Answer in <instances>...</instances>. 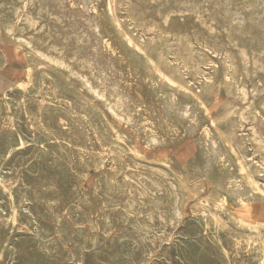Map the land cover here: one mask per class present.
I'll return each instance as SVG.
<instances>
[{
  "label": "rangeland",
  "instance_id": "obj_1",
  "mask_svg": "<svg viewBox=\"0 0 264 264\" xmlns=\"http://www.w3.org/2000/svg\"><path fill=\"white\" fill-rule=\"evenodd\" d=\"M28 1L27 0H0V6H1L0 7V32H1L0 33V132H1L0 133V190H1L0 191V228H1L0 229V234H1L0 235V244H1L0 245V262L2 264H86V263L87 264H107V263H109V264H128V263L129 264H139V262H141L140 264H169V263L170 264H180V263L181 264H264V241H263L264 240V238H263L264 237L263 236L264 235V232H263L264 231V197H263L264 195L261 194V192H260L261 190L264 191V175H263L264 174V168H263L264 167L263 166L264 165V152L261 153L259 150L262 147V150L264 151V148H263L264 147V144H263L264 133H262V132H264V126H263L264 125V119H263L264 118V84H263L264 82H261V81H264V75H263L264 71H262V70H264V67H263L264 66V51H263L264 48H262V47H264V35H263V33H264V15L262 13H260L258 15V17H256V19L257 20L260 19V21L262 23H260V21L255 22L256 24L253 23L250 19L247 18L248 17V15H247L248 11L244 10L242 8V6L240 5V0H231V1L230 0H211V1L210 0H204V1L201 0V2H199L200 0H187V1L186 0H178V2H177V0L176 1L170 0L171 3L169 0H168L169 3L167 0H166L167 2L165 0H160V2H159V0H156V2L154 1V3H153V0H136L137 2L135 0H90V1H87L89 3L85 2L86 0L85 1L84 0H67V1L66 0H55V1L54 0H50V1L49 0H43V1L42 0H34V1L28 0ZM30 1L32 3H30ZM51 1H52V4H50ZM64 1L66 3H64ZM94 1H96V2H94ZM182 1H184V2H182ZM188 1H190V2H188ZM191 1L194 3H192ZM218 1L221 3L219 4ZM226 1L229 3H227ZM232 1H233V3H232ZM234 1H236V2H234ZM262 1L264 2V0H262ZM33 2H36V4H34ZM214 2H216L217 4H215ZM224 2H225V4H223ZM155 3H157V4L155 5ZM163 3H166L167 5L165 4L166 6H163ZM174 3L176 5H174ZM180 3L183 4L182 7H181L182 4L180 5ZM191 3L194 5L192 6ZM234 3H235V5H234ZM11 4H13L14 6ZM28 4H30V5H28ZM40 4H41V6H38ZM62 4H63V6H62ZM83 4H84V6H83ZM184 4L186 6H184ZM187 4L189 5L188 8H187ZM202 4H204L205 6ZM212 4H215V5H212ZM64 5H65V7H64ZM73 5L76 7H73ZM168 5L170 7L171 6L172 7L170 8V7H168ZM200 5L202 6V8ZM224 5H226L225 7L227 9L225 7L224 8L222 7ZM87 6H88V8H87ZM175 6L179 7L178 8L179 10L177 9V7L175 8ZM191 6H192V8H189ZM229 6H233V7L229 8ZM25 7L28 10L25 9ZM83 7H86L87 9L85 8V10H84ZM106 7H107V9H106ZM160 7H163V9L162 8L160 9ZM198 7H199V9H198ZM219 7H221V8H219ZM35 8H37L38 12H37V10H35ZM61 8H62V10H61ZM180 8H183V9H180ZM238 8H239V10H238ZM52 9H53V11H52ZM72 9L74 11V14L72 13V11H70ZM196 9H198L197 12L199 10H201L202 12L199 11V13H197ZM81 10H82V12H81ZM87 10L89 13L87 12ZM109 10H110V14H108ZM217 10H218V12H217ZM221 10H222V12H221ZM66 11H68V12H66ZM205 11H207L208 13ZM224 11H226V12L223 13ZM227 11H229L230 14H228ZM126 12H127V14H125ZM130 12L133 14L131 15ZM168 12L169 13L173 12V14L175 13V15H173L171 13L172 15L170 16V14ZM216 12H217V14H216ZM240 12H241V15H239ZM26 13H28V14H26ZM42 13H45V14H42ZM162 13H164V14L162 15ZM189 13H191V14H189ZM193 13H194V15H193L194 17H192ZM195 13H197V14L195 15ZM203 13H205L206 15L204 14V16L203 15L200 16ZM235 13H237V14L239 13L237 18H236V16H233ZM16 14H17V16H15ZM213 14L217 15L218 17L213 15ZM225 14L227 16L228 15L232 16V17H229L230 21L228 19H226ZM244 14H246V15H244ZM27 15L30 16V18L31 17L32 18L30 19ZM49 15H50V18H49ZM78 15L81 16V18ZM93 15H96V16H93ZM101 15H102V17H101ZM108 15H111V16H108ZM165 15L167 17H165ZM198 15L200 18L198 17ZM7 16H8V18H7ZM54 16H55V18H54ZM70 16H72V17H70ZM73 16H74V18H73ZM210 16L214 17V18H211L213 20L209 19ZM14 17H17V18L15 19ZM67 17H69V18H67ZM110 17L112 20L110 19ZM126 17H128L129 19ZM130 17L133 19H131ZM215 17L217 18V20L215 19ZM219 17H221L222 19H225V20L223 21ZM234 17H235V20H234ZM243 17H245V19ZM64 18H66V19H64ZM76 18H77V20H76ZM84 18H85V20H84ZM95 18H97V19H95ZM124 18H126V20ZM167 18H170L171 20L167 21ZM179 18L180 19L182 18L183 20L182 19L180 20ZM12 19H14V20H12ZM19 19L20 20L24 19V20L20 21ZM48 19H51V20H48ZM53 19H55V20H53ZM63 19H64V21H63ZM104 19H105V22H104ZM218 19H220V20H218ZM72 20H73V22H72ZM93 20H95V21H93ZM130 20H132V21H130ZM161 20H163L164 22H162ZM177 20H179V21H177ZM191 20H192L193 25L191 24ZM198 20L199 21L203 20L202 24ZM231 20H234L236 25L240 22V27L238 25L236 26L235 23L232 24L234 21H231ZM242 20L244 21L245 24L241 23ZM18 21H19V23H17ZM36 21L39 23H37ZM40 21L41 22L45 21L46 23L44 22V24H43ZM194 21H195V23L197 22L200 24L196 25V24H194ZM211 21H213V25L209 24V23H212ZM226 21L228 24H226ZM132 22H133L134 26L132 25ZM152 22H153V24L151 25ZM205 22H206V24H205ZM249 22L251 23V25H249ZM82 23L84 26L82 25ZM87 23H89V24H87ZM139 23H141V24H139ZM162 23L164 25H162ZM246 23L249 25V27L246 25ZM252 23L255 25H258V27L253 25V28H252L251 27ZM61 24H63V25H61ZM93 24H94V26H93ZM115 24H117L118 27H116ZM219 24H221V25H219ZM260 24H263L262 27ZM136 25H137V27H136ZM199 25L203 26V27H199ZM205 25L207 27H205ZM210 25H211V27H210ZM215 25H217V27ZM241 25L243 26V28H241L242 27ZM41 26H42L44 31L42 29H40ZM45 26L48 28H46ZM219 26H220V28L222 26V29H221L222 31L225 29L224 32H226L227 28H228V32L224 33L222 31H220ZM223 26H224V29H223ZM244 26H245L246 30H245ZM9 27H11V28H9ZM18 27L21 30H23L22 27H25V28L27 27L26 30H28V31H26L24 28V33H22L23 31L21 32V30ZM86 27H87V29H86ZM93 27H94V29H93ZM209 27L212 29H210ZM229 27H232V28H229ZM64 28H66L67 30ZM96 28H97V30H96ZM205 28H209L210 31H208L209 29L207 30ZM29 29H30V31H29ZM33 29H34V31H33ZM62 29H63V31H62ZM149 29L151 32L146 31ZM204 29L207 30V35H206V31ZM213 29H214V31H213ZM249 29H251V30H249ZM95 30L97 31V33L95 32ZM201 30L203 33L200 32ZM229 30L232 31L235 35L233 33L229 32ZM238 30H240V31H238ZM243 30H245V31H243ZM10 31H11V33H10ZM119 31L122 33H120ZM139 31H140V33H139ZM211 31H213L214 33ZM215 31L217 32V34ZM218 31H219L220 35H219ZM14 32H16V33L14 34ZM42 32H46V33H42ZM105 32H106V34H105ZM143 32H148V33H143ZM162 32H164L165 35ZM210 32L213 33L214 35L213 34L211 35ZM235 32H237V34ZM239 32L241 35L239 34ZM249 32H251V33H249ZM39 33H42V34H39ZM119 33L121 35H119ZM246 33H248V34L243 35ZM254 33H255V35H254ZM116 34H117V38L115 37ZM225 34H227V36L230 37L231 39L230 38L228 39V37ZM43 35L50 37L49 38L50 40L48 39V37L44 38ZM106 35H107V37H106ZM231 35H233V36H231ZM17 36H19V37H17ZM27 36L32 37L31 40L29 39L30 37H27ZM55 36H57V39H55L56 38ZM148 36H149V38H147ZM224 36H225V38H224ZM236 36L237 37L239 36V38H237ZM33 37H35V38H33ZM70 37H71V39H68ZM84 37H86V38H84ZM87 37H90V38H87ZM182 37H183V39L185 38L186 41H188L190 43L188 44L187 42H185V39L182 40ZM247 37L248 38L251 37V38L248 39ZM63 38H64V40H63ZM100 38H101V40H100ZM125 38L128 42L125 40ZM176 38H177V40H176ZM221 38H223V40ZM255 38H258V39H255ZM11 39H13V40H11ZM34 39H35V41H34ZM44 39H46V40H44ZM224 39L225 40L227 39V40L225 41ZM235 39H236V41H235L236 45L233 42ZM83 40H84V42H83ZM180 40L183 42H181ZM193 40L195 41V43L198 42L196 44L198 46L195 45ZM229 40L230 41L232 40V41L230 42ZM258 40H261V41H258ZM75 41L78 43H76ZM179 41L181 42V45H180ZM59 42H60V44H59ZM67 42H68V44H67ZM100 42H102V43H100ZM240 42H242V43H240ZM245 42H246V46L244 45ZM260 42H262L263 45ZM37 43H40V45ZM183 43H185V44H183ZM227 43L230 45H228ZM250 43L252 44V46L249 45ZM28 44L29 45L31 44V45L28 47L27 46ZM96 44H97L98 48H96L97 47V46H95ZM100 44H101V46H100ZM128 44H131L132 46L133 45L134 46L131 48L130 47L131 45L129 46ZM207 44H208V46H207ZM232 44H234V45H232ZM121 45H122V47H121ZM191 45H193V46H191ZM203 45H205V46H203ZM76 46H78V47H76ZM88 46H90V47H88ZM118 46H119V48H118ZM235 46L238 47L237 51L235 50V48H236ZM177 47H179V48L176 49ZM181 47L184 49V51ZM217 47H218V49H217ZM243 47H245L244 48L245 50L243 49ZM29 48L33 49V50H30ZM53 48H54V51H52ZM56 48H58V50ZM77 48H79V50ZM92 48H94V49H92ZM133 48L134 49L136 48V49L134 50ZM231 48H233V49H231ZM239 48L241 49V52H240ZM255 48H256V50H255ZM260 48H262V49H260ZM14 49H16L17 52ZM20 49L22 51H20ZM87 49L90 52L89 51L86 52ZM97 49L98 50L100 49V50L98 51ZM250 49L252 50V53H251ZM105 50H107V51H105ZM40 51H42V52L40 53ZM229 51H231V52H229ZM253 51H255V52H253ZM258 51L259 52L263 51L262 52L263 56ZM51 52H55V53H51ZM186 52H188V53H186ZM225 52H228V53H225ZM237 52H238V54H237ZM44 53H47V54H44ZM213 53H215V55ZM255 53L258 57L255 55ZM76 54H78V55L76 56ZM225 54H227L226 55L227 57L225 56ZM230 54H231V57H230ZM240 54H241V56L238 57V55H240ZM33 55H35V57ZM103 55H104V60H103ZM245 55L246 56L248 55V60H247V57ZM254 55L257 58H255ZM56 56H57V58H56ZM98 56H99V58H98ZM169 56H172V57H169ZM189 56L191 58H189ZM199 56L200 57L202 56L203 58L202 57L200 58ZM242 56H243V58H245V60L243 58H241ZM43 57H45V58H43ZM48 57L50 58V60ZM112 57L114 60L112 59ZM228 57H230V59L232 58L231 61L233 59L236 61L233 60L231 62L230 59H228ZM251 57L253 59H255L256 63L253 62L254 60L251 59ZM30 58H31V60H30ZM82 58H84V59H82ZM198 58H199V60H198ZM260 58L262 60H260ZM57 59H59L58 63H57ZM105 59H107V60H105ZM137 60H138V62H137ZM170 60L173 62H171ZM238 60L239 61L241 60L244 62H240L241 63L240 64ZM257 60H259V61H257ZM42 61H45V62H42ZM60 61H62V62H60ZM109 61H110V63L108 65ZM191 61H193V63H191ZM210 61H211V63H210ZM245 61L247 62V65H246ZM248 61H250V63L252 62L251 63L252 65L250 63H248ZM76 62H78V64ZM105 62H107V63H105ZM236 62H237V64H236ZM46 63H47V66H46ZM254 63L256 65H253ZM56 64H57V66H56ZM82 64H84V65H82ZM104 64H105V66H104ZM110 64H111V67H110ZM182 64H187V65H182ZM258 64H261V65L258 66ZM50 65L53 67H51ZM115 65L117 66V68ZM212 65H213V67H212ZM244 65H246L248 67H245ZM183 66H185V67H183ZM186 66H188V67H186ZM92 67H93V69H92ZM108 67L111 70L114 68L113 70L115 72L113 70L111 71ZM224 67H225V69H224ZM243 67H245V68H243ZM69 68L71 70H69ZM184 68H186V69H184ZM230 68H232L235 71H233ZM254 68H255V71L258 68L257 72H255V74L257 73L256 76H255V74H253ZM260 68H262V69H260ZM187 69H189V70H187ZM57 70H59V71H57ZM83 70H84V72H83ZM55 71H57L59 74ZM121 71H122V73H120ZM239 71H241V72L239 73ZM42 72H43V76L41 74ZM79 72H82V73H79ZM96 72H98V74L95 77ZM130 72H132V73H130ZM193 72H194V74H193ZM243 72H245V73L242 74ZM260 72H261V74H260ZM160 73H164L167 76H170L173 79L174 85L164 83L162 81ZM249 73L251 75H248ZM102 74H103V77H102ZM156 74H158V75H156ZM252 74L254 77L252 76ZM45 75H46V77H45ZM111 75H112V77H111ZM190 75H192V76H190ZM66 76H68V77H66ZM87 76H89V77L87 78ZM250 76L253 77V80ZM25 77L28 78L29 80L26 79ZM246 77L248 79H246ZM68 78L70 80H68ZM86 78H87V80H86ZM97 78H98V80H97ZM51 79H53V80H51ZM239 79H240V81H239ZM55 80H56V82H55ZM91 80H92V82H91ZM143 80H144V82H143ZM151 80H152L153 85L151 84ZM258 80H259V82H258ZM26 81H27V83H26ZM107 81H109V83ZM115 81L118 83H116ZM188 81H190V82H188ZM195 81H197V82H195ZM76 82H78V83H76ZM101 82H102V84H101ZM237 82H239V84ZM249 82L251 83V85L248 84ZM260 82H261V84H260ZM103 83H104V85H103ZM114 83H115V86L113 85ZM38 84H39V86H38ZM73 84L76 86H74ZM86 84L88 85V87L86 86ZM237 84H238V86H237ZM258 84H260V85H258ZM50 85H52V86H50ZM241 85H243V86H241ZM244 85H246V87ZM108 86H110L114 89L112 90V88H110V87L108 88ZM116 86H119V87H116ZM255 86H257V87H255ZM74 87H76V89L78 91ZM79 87H82L81 88L82 90ZM104 87H106L108 90ZM152 87L153 88L155 87V89H153ZM241 87L245 90L243 91V89ZM37 88H38V90H37ZM132 88H133V90H132ZM240 88L242 90H240ZM253 88H256V89H253ZM151 89L153 90V93H152L153 95L151 94V91H152ZM250 89H252V90H250ZM117 90L119 91V93ZM149 90H151V91H149ZM253 90L255 93L252 92ZM60 91H61V93H60ZM80 91H81V93H78ZM84 91H86L85 92L86 94L84 93ZM94 91L96 94L94 93ZM103 91H105V92H103ZM36 92H37V94H36ZM44 92H46V93H44ZM122 92H123V95H122ZM149 92H150V94H149ZM236 92H237V94H236ZM242 92L246 93L245 94L246 97H245L244 93H242ZM6 93L10 96H8ZM106 93L108 95H105ZM115 93H117L116 96H115ZM154 93H155V96H154ZM168 93H170L171 97L169 96ZM238 93H240V94H238ZM251 93H254V95ZM15 94L17 95V98H16ZM38 94L40 97L38 96ZM93 94H95V95H93ZM113 94H114V96H113ZM258 94H259V96H257ZM60 95H62V96H60ZM118 95H120V97ZM42 96H43V98H41ZM69 96L73 97V98L70 99ZM89 96H90L91 100H90ZM103 96H104V98H103L104 100L102 99ZM117 96L119 97V99L116 98ZM124 96H125V98H124ZM156 96H157V98H155ZM22 97H24V98H22ZM127 97H128L129 101L127 100ZM144 97H145V99H144ZM242 97L245 98L246 101L243 100ZM257 97H258V99H257ZM173 98H175V99L173 100ZM11 99H12V101H11ZM57 99H59V100H57ZM94 99H96V101ZM120 99H121V101H120ZM124 99H126L125 102H124ZM171 99H172L173 105H175L177 109L175 108V106L173 108L171 107V106H173L172 104H170ZM110 100H112L114 107H113L112 102ZM240 100L242 101V104H240L241 103ZM257 100H259V101H257ZM162 101H164V102H162ZM165 101H169V102H166L167 105L165 104ZM42 102H43V104H42ZM44 102L46 104H44ZM116 102H118V103L115 104ZM74 103H75V105H74ZM77 103H79V104H77ZM121 103H123L122 104L123 107H122ZM177 103H179V105ZM250 103H253V104H250ZM36 104H39V105H36ZM40 104H42V105H40ZM168 104H170V107H168L169 106ZM254 104H257V105H254ZM43 105H45V106H43ZM165 105H166V107H165ZM40 106H42V107H40ZM53 106L55 107V109H53L54 108ZM184 106H186V107H184ZM243 106L246 108H244ZM248 106H250V108ZM251 106H253V107H251ZM125 107H126V109H125ZM260 107H263V108L261 109ZM37 108H38V111H36ZM83 108H84V110H83ZM132 108H133V110H131ZM187 108L191 114L186 110ZM232 108H234L235 110ZM240 108L242 110H240ZM243 108L245 109V111ZM108 109H110V110L108 111ZM124 109L126 110V113H125ZM134 109L137 111V113H135L136 111ZM255 109H256V111H254ZM57 110L59 112H56ZM113 110H114V112H113ZM121 110H123V111H121ZM233 110L236 112V114ZM12 111H13V113H12ZM48 111H50V112H48ZM61 111L63 113H61ZM66 111H70V112L72 111V112L70 113V112H66ZM115 111H117V112H115ZM179 111L180 112L183 111V112L178 114L177 112H179ZM239 111L242 115V118L240 116ZM243 111L247 112L246 115ZM27 112H28V116H26ZM120 112H122V114H120ZM165 112H167L166 114H169V116L168 115L166 116ZM225 112H226L228 117H226ZM227 112L228 113L230 112L232 115H230V114L228 115ZM251 112H253V113H251ZM72 113L74 115H72ZM75 113H76V115H75ZM80 113H82V114H80ZM117 113L119 114V116ZM129 113H130V115H129ZM173 113H174V115H172ZM261 113H263V114H261ZM47 114H49V115H47ZM88 114H90V115H88ZM124 114H126V115L124 116ZM136 114L138 116H136ZM155 114H157V115H155ZM237 114L240 117H238ZM44 115H46V116H44ZM115 115H117V116L115 117ZM122 115H123V117H122ZM127 115H128V117H126ZM154 115H155V117H154ZM190 115L192 116V118ZM120 116L123 119H121ZM139 116H140V118H139ZM185 116H187V118ZM189 116H190V118H189ZM76 117H77V119H76ZM114 117H115V119H114ZM118 117H119V119H118ZM136 117H138V118H136ZM171 117H172V119H171ZM182 117H183V119H182ZM184 117H185V119H184ZM221 117H223L224 119ZM255 117L257 119L259 118L260 120L259 119L257 120ZM89 118L91 119V121ZM102 118H104V119H102ZM126 118H128V119H126ZM165 118L168 120H166ZM218 118H219V120H218ZM129 119H130V121H129ZM236 119H238V121ZM245 119H246V121H245ZM251 119L255 120V121L251 122ZM72 120H73V122H71ZM157 120L158 121L160 120V121L158 122ZM179 120H180V122H179ZM240 120H242L243 122L242 121L240 122ZM53 121L56 122V124ZM58 121H60V122H58ZM259 121H261V122H259ZM17 122H19V123H17ZM127 122L129 123L128 124L129 126L126 125ZM160 122H162V123H160ZM61 123H63V124H61ZM93 123H95V124H93ZM153 123H155V124H153ZM208 123L210 125L212 124L213 126L211 125L212 126L211 127ZM237 123H239V124H237ZM254 123H255V125H254ZM258 123H260V124H258ZM130 124H132V125H130ZM138 124L139 125L141 124L142 127H140L141 125L139 126ZM179 124L183 125V127L179 126ZM253 125H254V127H253ZM40 126H42V128ZM65 126H67V127H65ZM26 127H28V129ZM157 127H160V128H157ZM247 127H249V129ZM13 128H15V129H13ZM47 128H48V130H47ZM155 128L157 131L155 130ZM179 128H181V129H179ZM189 128H190V130H188ZM72 129H74V130H72ZM89 129H91V130H89ZM137 129H138V131H137ZM253 129H254V131H253ZM258 129H259V131H258ZM139 130H140V132H139ZM74 131H75V133H74ZM182 132L184 134H182ZM16 133L17 134L19 133V134L17 135ZM25 133H27V134H25ZM77 133L79 136L77 135ZM87 133H89V134H87ZM149 133H150V135L148 136ZM44 134L46 136H44ZM51 134H53V135H51ZM226 134H228L227 137H225ZM34 135H35V137H34ZM151 135H152V137H150ZM251 135L253 136L252 139H251ZM260 135H261V137H260ZM19 136H20V138H19ZM61 136H64V137H61ZM53 137H55V138H53ZM87 137H88V139H87ZM153 137H154V139H153ZM222 137H225V138H222ZM254 137H256V138H254ZM253 138H254V140H253ZM9 139H11V140L9 141ZM44 139H46V141ZM47 139H48V141H47ZM63 139H65V141ZM86 139H87V141H86ZM146 139H147V141H146ZM224 139H225L226 143H225ZM260 139H261V142H258V141H260ZM24 140L27 141L28 143L25 142ZM53 140H54V142H52ZM81 140H83V141H81ZM157 140H158V142H157ZM212 140H213V142H212ZM35 141H37L38 144ZM162 141H163V143H162ZM254 141H257L261 145L260 146L258 145L259 146L258 147L257 145H255ZM96 142H97V144H96ZM40 143H42V144L40 145ZM208 143L210 146L208 145ZM53 144H55V146ZM106 144H108V145H106ZM69 145H71V146H69ZM101 145H102V147H101ZM145 145H146V147H145ZM215 145H216V147H215ZM224 145H226L227 148ZM228 145H229V147H228ZM103 146H104V148H103ZM114 146H115V148H114ZM214 147H215L216 152L214 151ZM254 147H257L258 151ZM66 148L68 150H64ZM107 148H108V150H107ZM90 150H91V153H88V152H90ZM96 150H98V151L100 150V151L98 152ZM206 151H207V154H206ZM202 152H203L204 156L202 155ZM63 153L64 154L66 153V154L64 155ZM114 153H115V155H114ZM210 153H212V154H210ZM257 153H259V154H257ZM76 154L78 155V157ZM31 155H32V157H31ZM91 155H93V156H91ZM215 155L216 156L218 155V156L215 157ZM117 156L120 158L118 159ZM125 156H127V157H125ZM198 156L201 157V159ZM45 157H46V159H45ZM112 157L115 159L113 160ZM210 157H212V159ZM259 157H261V158H259ZM111 158L113 161L111 160ZM198 158H199V160H198ZM233 158H235V159H233ZM77 159H78V161H77ZM128 159L132 160L133 162L132 161L130 162ZM57 160L58 161L60 160V161L57 162ZM259 160L262 161L263 163L260 162ZM16 161H17V163H16ZM110 161H112V162H110ZM62 163L63 164L65 163V164L63 165ZM77 163L79 164V166H77L78 165ZM137 163L139 164L140 167L137 165ZM212 163H213V165H212ZM258 163H260V164L262 163V164L258 165ZM58 164H59V166H58ZM83 164H84V167H83ZM101 164H103V165H101ZM203 164H205V166ZM85 165H86V167H85ZM124 165H126V166H124ZM136 165L139 168H137ZM92 166H94V167H92ZM144 166H145V168H144ZM146 166H148V167H146ZM200 166H202V167H200ZM213 166H215V167H213ZM258 166H260V167L262 166L263 170ZM61 167H63V168H61ZM117 167H120L121 172H119V170H118L119 168H117ZM126 167H128V168H126ZM205 167L207 168V170ZM101 168H103V169H101ZM129 168L132 170H130ZM150 168H152L151 169L152 171H150ZM133 169H134V171H133ZM155 169H156V171H159V172L156 173ZM161 169H163V170H161ZM213 169H215V170H213ZM14 170H16V171H14ZM110 171L111 172L113 171L114 173L113 172L110 173ZM128 171H130V172L133 171V172L130 173ZM75 172L78 175L75 174ZM148 172H149V176H147ZM79 173H81L82 175ZM119 173H120V175H119ZM244 174L247 177L244 176ZM79 175L82 177L80 178ZM87 175H88V177H87ZM111 175H113V176H111ZM129 175H130L131 179H130ZM242 176H243V178H242ZM120 178L124 181H122ZM145 178L149 179V180H145ZM151 178L153 179L152 181H151ZM20 180H21V182H20ZM113 181H116V182L113 183ZM137 181H138V184H137ZM159 181L162 182L163 186ZM171 182H173V184ZM175 182H177V183H175ZM21 183L23 186L21 185ZM103 183H104V185H103ZM139 183H140V186H139ZM106 184H109V185H107L105 187ZM253 184H254V186H253ZM172 185H176L175 187H177V190L175 189V187L173 188ZM63 186H64V188H63ZM135 186H138V187H135ZM161 186H162V188H161ZM22 187H23V189H22ZM69 187H71V188H69ZM94 187H95V189H94ZM114 187H116V188H114ZM141 187L143 188V190ZM166 187H169V188H167V191L169 190L170 192L168 191V193H167ZM24 188H26V189H24ZM48 188H50V189H48ZM104 188L105 189L107 188V190H105ZM21 189L23 190V192L21 191ZM103 189H104V191H103ZM60 190H62V191H60ZM109 190L111 191L112 196H111ZM113 190H115V191H113ZM233 190H234V192L236 191L237 194H235L236 192L234 193ZM107 191H109V192H107ZM165 191H166V197H164ZM240 191H241V194L239 195L238 193H240ZM36 192H37V194H35ZM103 192L105 194H103ZM143 192L145 193V195ZM12 193H14V194H12ZM141 193H143V194H141ZM172 193L174 194V196ZM175 193H176V195H175ZM83 194H84V196H83ZM136 194H139V195H136ZM160 194H162V195H160ZM105 195H107V196H105ZM108 195H109V197H108ZM170 195H172V196H170ZM178 195H181L182 199ZM236 195H238L240 198L238 196L236 197ZM85 196H87V197H85ZM94 196H96V197L94 198ZM176 196H177V200H176ZM97 197H100L99 201L97 200L98 199ZM150 197H152V198H150ZM154 197H157V198H154ZM163 197H164V199H163ZM234 197H236V198H234ZM109 198H110V200H109ZM130 199H133V200H130ZM148 199H149V201H148ZM237 199L241 200L242 202L237 200ZM246 199H249V200H246ZM153 200H154V202H153ZM184 201H185V203H184ZM51 202H53V203H51ZM88 202H90V203H88ZM105 202L109 203V204H106ZM172 202L175 204H173ZM97 203L98 204L100 203V204L97 205ZM156 203H157V205H156ZM243 203H244V205H243ZM52 204H54L55 207ZM121 204H123V205H121ZM203 204L206 206H204ZM148 205H149V207H148ZM178 205H179V208H177ZM211 206H213V207H211ZM242 206H244V207H242ZM136 207H138V208H136ZM156 207H157V209H156ZM208 207L210 209L212 208L214 212H212V209L207 210ZM57 208H58V210H57ZM73 208H76V209H73ZM110 208H112L113 210ZM114 208L116 209L115 211H114ZM202 208H203V212H206V213L201 212ZM82 209H84V210H82ZM119 209H121V210H119ZM153 209H154V212H153ZM197 209L199 210V212ZM108 210H109V212H108ZM128 210H129V212H128ZM159 210L162 211L163 213L160 212ZM191 210H193V211H191ZM68 211H70V212H68ZM158 211H159V213H158ZM75 212H77V213H75ZM151 212H153V213H151ZM164 212H166L167 214L166 213L164 214ZM215 212L217 214H219V216ZM49 213H50V215H49ZM78 213L80 216H78ZM154 213H155V215H154ZM212 213H214L215 215ZM163 214H164V216H163ZM171 214H172V216H171ZM168 215H170L172 217V219L170 216L168 217ZM173 215H174V217H173ZM175 215H177V216H175ZM220 215L223 217H221ZM22 216H23V218H22ZM192 216H193V218H192ZM200 216H202V217H200ZM205 216L207 218H205ZM211 216H212V218H211ZM174 218H176V219H174ZM91 219H93V220H91ZM208 219H210V221ZM221 219L222 220L224 219L223 222ZM111 220H112V223L110 222ZM118 220H120V221H118ZM122 220H123V223L121 222ZM172 220H173V222H171ZM18 221H22V222H18ZM85 221H86V223H85ZM204 221H205V223H204ZM56 222H58V223H56ZM109 222H110V224H109ZM134 222H135V225H134ZM206 222H209V223L207 224ZM129 223H131V224H129ZM169 223H172V224L169 225ZM217 223H218V225H216ZM86 224H89V225H86ZM151 225H152V227H151ZM153 226L156 228H154ZM76 227L78 228V230ZM111 227H112V229H111ZM232 228H233V230H231ZM127 229H131V230L128 231ZM28 230H30V231H28ZM170 230H172V231H170ZM227 230L230 232H227ZM91 231H93V232H91ZM103 231L105 232V234ZM106 231L107 232L110 231V232L107 233ZM210 231L212 233H210ZM33 232H34V234H33ZM218 232H221V233H218ZM87 233H89V234H87ZM115 233H116V235H115ZM138 233H139V235H138ZM30 234H32V235H30ZM123 234H125V235H123ZM166 234H168V236L170 238H168V236ZM181 234H182V236H181ZM226 234H228V235H226ZM122 235H123V237H122ZM142 235H144V236H142ZM248 235H250V236H248ZM258 235L260 236V238H261V236H263L261 238V240L263 242L260 240ZM251 236L253 239L251 238ZM117 238H119L120 240H118ZM48 239H50V242ZM189 239H190V241H189ZM103 240L105 242H103ZM180 240H182V241H180ZM211 240L213 241V243ZM216 240H218V241H216ZM209 241L211 243H209ZM19 242H20V246H17V245H19ZM78 242H80V243L78 244ZM128 242H130L131 244ZM251 243H252V245H251ZM53 244H54V246L56 245L55 248H54ZM216 244L218 245V247ZM250 245L252 247L248 248ZM260 245H261V249H260ZM208 246L210 249L208 248ZM220 246H221V248H220ZM147 247L149 249H147ZM256 247L257 248L259 247V248L256 249ZM28 248H30V249H28ZM34 248H36V249H34ZM102 248H104V249H102ZM262 248H263V250H262ZM212 249H213V252H212ZM222 250L224 253L222 252ZM11 251H13V252H11ZM49 251H50V253H49ZM136 251H137V253H136ZM238 251H240V252H238ZM248 251H251L252 254L249 253ZM95 252H97V254ZM148 252H150V253H148ZM257 252H260L259 253L260 257H259V254ZM8 253H10V254H8ZM146 253H148V254H146ZM211 253H212V255H211ZM218 254H219V256H218ZM224 254H226V255H224ZM48 255L50 257H46ZM65 255H66V257H65ZM63 256H64V258H63ZM208 256H210L211 258ZM145 257H148V258H145ZM224 257L226 260L224 259ZM245 257H247V258H245ZM59 258H61V259H59ZM175 258H176V260H175ZM248 258H249V260H248ZM106 259H107V261H106ZM182 259H183V261H182ZM144 260H146L145 263H144ZM234 260H235V262H234ZM69 261H70V263H69Z\"/></svg>",
  "mask_w": 264,
  "mask_h": 264
},
{
  "label": "bare ground",
  "instance_id": "obj_2",
  "mask_svg": "<svg viewBox=\"0 0 264 264\" xmlns=\"http://www.w3.org/2000/svg\"><path fill=\"white\" fill-rule=\"evenodd\" d=\"M27 1H28V0H27ZM33 1H34V0H33ZM42 1H43V0H42ZM49 1H50V0H49ZM54 1H55V0H54ZM66 1H67V0H66ZM84 1H85V0H84ZM87 1H90V0H86L85 2H87ZM135 1H136V0H135ZM154 1L156 2V0H153V3H154ZM165 1H166V0H165ZM167 1H168V0H167ZM167 1H166V2H167ZM169 1H170V0H169ZM169 1H168V3H169ZM172 1H173V0H172ZM175 1H176V0H175ZM186 1H187V0H186ZM203 1H204V0H203ZM210 1H211V0H210ZM230 1H231V0H230ZM28 2H29V1H28ZM94 2H96V1H94ZM136 2H137V1H136ZM157 2H158V1H157ZM159 2H160V0H159ZM163 2H164V1H163ZM177 2H178V0H177ZM182 2H184V1H182ZM188 2H190V1H188ZM191 2H192V1H191ZM199 2H201V0H200ZM216 2H217V1H216ZM216 2H214V3L217 4ZM218 2H219V1H218ZM226 2H227V1H226ZM234 2H236V1H234ZM30 3H32V2L30 1ZM33 3L36 4V2H33ZM38 3H39V2H38ZM41 3H42V2H41ZM49 3H50V2H49ZM61 3H62V2H61ZM64 3H66V2L64 1ZM69 3H70V2H69ZM69 3H68V4H69ZM83 3H84V2H83ZM87 3H89V2H87ZM107 3H108V2H107ZM170 3H171V1H170ZM172 3H173V2H172ZM192 3H194V2H192ZM192 3H191V4H192ZM195 3H196V2H195ZM197 3H198V2H197ZM202 3H203V2H202ZM211 3H212V2H211ZM220 3H221V2H219V4H220ZM227 3H229V2H227ZM232 3H233V1H232ZM25 4H26V3H25ZM43 4H44V3H43ZM43 4H42V5H43ZM45 4H46V3H45ZM50 4H52V1H51ZM57 4H58V3H57ZM105 4H106V3H105ZM156 4H157V3H155V5H156ZM165 4H166V3H163V6H166V5H167V4H166V5H165ZM181 4H182V3H180V5H181ZM200 4H201V3H200ZM209 4H210V3H209ZM215 4H212V5H215ZM219 4H218V5H219ZM223 4H225V2H224ZM236 4H237V3H236ZM238 4H239V3H238ZM1 5H2V4H1ZM11 5H13V4H11ZM28 5H30V4H28ZM159 5H160V4H159ZM169 5H170V4H169ZM169 5H168V7H170ZM172 5H173V4H172ZM174 5H176V4L174 3ZM193 5H194V4H192V6H193ZM202 5H204V4H202ZM234 5H235V3H234ZM240 5L242 6V8H243L244 10H247V11H248V13H247L248 17H247V18L250 19L253 23H255V22H257V21H260L259 18H258L259 20L256 19V17H258V15H259L260 13H262V14L264 15V2H263L262 0H240ZM13 6H14V5H13ZM15 6H16V5H15ZM22 6H23V5H22ZM38 6H41V4L38 5ZM45 6H46V5H45ZM60 6H61V5H60ZM62 6H63V4H62ZM83 6H84V4H83ZM85 6H86V5H85ZM89 6H90V5H89ZM160 6H161V5H160ZM182 6H183V4L181 5V7H182ZM184 6H186V5L184 4ZM188 6H189V5L187 4V8H188ZM192 6L189 7V8H192ZM200 6H201V5H200ZM204 6H205V5H204ZM206 6H207V5H206ZM219 6H220V5H219ZM225 6H226V5H224V6H222V7L224 8ZM0 7H1V6H0ZM7 7H8V6H7ZM64 7H65V5H64ZM69 7H70V6H69ZM73 7H76V6L73 5ZM171 7H172V6H171ZM171 7H170V8H171ZM176 7H177V6H175V8H176ZM207 7H208V6H207ZM230 7H233V6H229V8H230ZM239 7H240V6H239ZM44 8H45V7H44ZM46 8H47V7H46ZM83 8H84V10H85L86 7H83ZM87 8H88V6H87ZM87 8H86V9H87ZM161 8L163 9V7H160V9H161ZM170 8H169V9H170ZM178 8H179V7H177V9H178ZM201 8H202V6H201ZM203 8H204V7H203ZM217 8H218V7H217ZM219 8H221V7H219ZM225 8H226V7H225ZM18 9H19V8H18ZM25 9H27V8L25 7ZM41 9H42V8H41ZM57 9H58V8H57ZM68 9H69V8H68ZM68 9H67V10H68ZM70 9H71V8H70ZM106 9H107V7H106ZM125 9H126V8H125ZM180 9H183V8H180ZM184 9H185V8H184ZM198 9H199V7H198ZM198 9H196V12H197ZM226 9H227V8H226ZM240 9H241V8H240ZM27 10H28V9H27ZM31 10H32V9H31ZM35 10H37V8H35ZM61 10H62V8H61ZM65 10H66V9H65ZM178 10H179V9H178ZM178 10H177V11H178ZM207 10H208V9H207ZM212 10H213V9H212ZM214 10H215V9H214ZM218 10H219V9H218ZM218 10H217V12H218ZM238 10H239V8H238ZM17 11H18V10H17ZM20 11H21V10H20ZM33 11H34V10H33ZM41 11H42V10H41ZM45 11H46V10H45ZM52 11H53V9H52ZM70 11H72V13L74 14L73 9L70 10ZM77 11H78V10H77ZM189 11H190V10H189ZM199 11L202 12L201 10H199ZM199 11H198L197 13H199ZM210 11H211V10H210ZM233 11H234V10H233ZM242 11H243V10H242ZM11 12H12V11H11ZM37 12H38V10H37ZM60 12H61V11H60ZM63 12H64V11H63ZM66 12H68V11H66ZM66 12H65V13H66ZM81 12H82V10H81ZM87 12H88V10H87ZM90 12H91V11H90ZM112 12H113V11H112ZM146 12H147V11H146ZM146 12H145V13H146ZM163 12H164V11H163ZM169 12H170V11H169ZM169 12H168V13H169ZM179 12H180V11H179ZM185 12H186V11H185ZM205 12H207V11H205ZM211 12H212V11H211ZM214 12H215V11H214ZM217 12H216V14H217ZM221 12H222V10H221ZM225 12H226V11H224L223 13H225ZM234 12H235V11H234ZM237 12H238V11H237ZM243 12H244V11H243ZM7 13H8V12H7ZM18 13H19V12H18ZM65 13H64V14H65ZM88 13H89V12H88ZM92 13H93V12H92ZM130 13H131V12H130ZM159 13H160V12H159ZM171 13L173 14V12H171ZM171 13H169L170 16L172 15ZM177 13H178V12H177ZM177 13H176V14H177ZM197 13H195V15H196ZM207 13H208V12H207ZM219 13H220V12H219ZM227 13L230 14L229 11H227ZM244 13H245V12H244ZM26 14H28V13H26ZM29 14H30V13H29ZM34 14H35V13H34ZM42 14H45V13H42ZM66 14H67V13H66ZM77 14H78V13H77ZM80 14H81V13H80ZM80 14H79V15H80ZM90 14H91V13H90ZM94 14H95V13H94ZM101 14H102V13H101ZM108 14H110V10H109V13H108ZM112 14H113V13H112ZM125 14H127V12H126ZM132 14H133V13H131V15H132ZM160 14H161V13H160ZM160 14H159V15H160ZM163 14H164V13H162V15H163ZM189 14H191V13H189ZM204 14H205V13H203V14H201V15L199 14V15H200V16H202V15L204 16ZM238 14H239V13H238ZM238 14L235 13L233 16H236V18H237ZM35 15H36V14H35ZM35 15H34V16H35ZM37 15H38V14H37ZM57 15H58V14H57ZM71 15H72V14H71ZM79 15H78V16H79ZM82 15H83V14H82ZM166 15H167V14H166ZM166 15H165V17H167ZM173 15H175V13H174ZM182 15H183V14H182ZM185 15H186V14H185ZM193 15H194V13L192 14V17H194ZM199 15H198V17H199ZM205 15H206V14H205ZM211 15H212V14H211ZM213 15H215V14H213ZM220 15H221V14H220ZM220 15H219V16H220ZM225 15H226V14H225ZM231 15H232V14H231ZM239 15H241V12H240ZM242 15H243V14H242ZM244 15H246V14H244ZM263 15H262V16H263ZM15 16H17V14H16ZM22 16H23V15H22ZM24 16H25V15H24ZM27 16H28V15H27ZM31 16H32V15H31ZM46 16H47V15H46ZM62 16H63V15H62ZM74 16H75V15H74ZM74 16H73V18H74ZM93 16H96V15H93ZM108 16H111V15H108ZM168 16H169V15H168ZM180 16H181V15H180ZM215 16H217V15H215ZM260 16H261V15H260ZM3 17H4V16H3ZM28 17L30 18V16H28ZM37 17H38V16H37ZM56 17H57V16H56ZM70 17H72V16H70ZM79 17L81 18V16H79ZM84 17H85V16H84ZM101 17H102V15H101ZM131 17H132V16H131ZM131 17H130V18H131ZM137 17H138V16H137ZM177 17H178V16H177ZM186 17H187V16H186ZM207 17H208V16H207ZM217 17H218V16H217ZM222 17H223V16H222ZM224 17H225V16H224ZM227 17H228V18H227ZM229 17H232V16H230V15L227 16V15H226V19H228V20L230 21V18H229ZM239 17H240V16H239ZM7 18H8V16H7ZM11 18H12V17H11ZM14 18L16 19L17 17H14ZM31 18H32V17H31ZM31 18H30V19H31ZM49 18H50V15H49ZM54 18H55V16H54ZM67 18H69V17H67ZM91 18H92V17H91ZM91 18H90V19H91ZM103 18H104V17H103ZM126 18H128V17H126ZM126 18H124V19L126 20ZM141 18H142V17H141ZM170 18H171V17H170ZM170 18H167V21H170V20H171ZM187 18H188V17H187ZM196 18H197V17H196ZM199 18H200V17H199ZM202 18H203V17H202ZM211 18H214V17H211V16H210V18H209L210 20H213V19H211ZM219 18H221V17H219ZM243 18L245 19V17H243ZM24 19H25V18H24ZM24 19H22V20H24ZM38 19H39V18H38ZM38 19H37V20H38ZM64 19H66V18H64ZM64 19H63V21H64ZM86 19H87V18H86ZM95 19H97V18H95ZM110 19H111V17H110ZM122 19H123V18H122ZM128 19H129V18H128ZM131 19H133V18H131ZM163 19H164V18H163ZM168 19H169V20H168ZM179 19H180V18H179ZM181 19H182V18H181ZM181 19H180V20H181ZM189 19H190V18H189ZM194 19H195V18H194ZM197 19H198V18H197ZM206 19H207V18H206ZM215 19L217 20L216 17H215ZM215 19H214V20H215ZM221 19H222V18H221ZM231 19H232V18H231ZM12 20H14V19H12ZM12 20H11V21H12ZM19 20H20V19H19ZM22 20H20V21H22ZM26 20H27V19H26ZM34 20H35V19H34ZM34 20H33V21H34ZM39 20H40V19H39ZM48 20H51V19H48ZM53 20H55V19H53ZM73 20H74V19H73ZM73 20H72V22H73ZM76 20H77V18H76ZM76 20H75V21H76ZM84 20H85V18H84ZM111 20H112V19H111ZM182 20H183V19H182ZM216 20H215V21H216ZM218 20H220V19H218ZM222 20L224 21L225 19H222ZM234 20H235V17H234ZM234 20H231V21H234ZM250 20H249V21H250ZM9 21H10V20H9ZM27 21H28V20H27ZM61 21H62V20H61ZM86 21H87V20H86ZM93 21H95V20H93ZM130 21H132V20H130ZM161 21L164 22L163 20H161ZM177 21H179V20H177ZM177 21H176V22H177ZM198 21H199V20H198ZM202 21H203V20H200L199 22H201V24H202ZM206 21H207V20H206ZM237 21H238V20H237ZM237 21H236V22H237ZM28 22H29V21H28ZM36 22H37V21H36ZM36 22H35V23H36ZM40 22H41V21H40ZM44 22H45V21H42L41 23L44 24ZM59 22H60V21H59ZM79 22H80V21H79ZM89 22H90V21H89ZM96 22H97V21H96ZM104 22H105V19H104ZM138 22H139V21H138ZM138 22H137V23H138ZM153 22H154V21H153ZM153 22L151 23V25L153 24ZM172 22H173V21H172ZM188 22H189V21H188ZM211 22H212V23H209V24H212V25H213V21H211ZM216 22H217V21H216ZM220 22H221V21H220ZM6 23H7V22H6ZM17 23H19V21H18ZM29 23H30V22H29ZM37 23H39V22H37ZM45 23H46V22H45ZM67 23H68V22H67ZM77 23H78V22H77ZM94 23H95V22H94ZM115 23H116V22H115ZM160 23H161V22H160ZM165 23H166V22H165ZM183 23H184V22H183ZM203 23H204V22H203ZM207 23H208V22H207ZM218 23H219V22H218ZM221 23H222V22H221ZM224 23H225V22H224ZM234 23H235V21H234L232 24H234ZM237 23H238V22H237ZM241 23H244V21L242 20ZM253 23H252V26H251L252 28H253V25L258 27V25H255L256 23H255V24H253ZM260 23H262V22L260 21ZM72 24H73V23H72ZM85 24H86V23H85ZM87 24H89V23H87ZM90 24H91V23H90ZM139 24H141V23H139ZM155 24H156V23H155ZM191 24L193 25L192 20H191ZM194 24L197 25V24H200V23H197V22L195 23V21H194ZM205 24H206V22H205ZM209 24H208V25H209ZM226 24H228L227 21H226ZM244 24H245V23H244ZM23 25H24V24H23ZM38 25H39V24H38ZM61 25H63V24H61ZM82 25H83V23H82ZM95 25H96V24H95ZM115 25H116V27H118L117 24H115ZM132 25H133V22H132ZM162 25H164V24L162 23ZM174 25H175V24H174ZM217 25H218V24H217ZM217 25H215V26L217 27ZM219 25H221V24H219ZM235 25H236V23H235ZM237 25L240 27V22H239ZM237 25H236V26H237ZM246 25L249 27V25H251V23L249 22V25L246 23ZM260 25H261V27H262L263 24H260ZM17 26H18V25H17ZM25 26H26V25H25ZM28 26H29V25H28ZM42 26H43V25H42ZM42 26L40 27V29L43 30ZM75 26H76V25H75ZM83 26H84V25H83ZM83 26H82V27H83ZM93 26H94V24H93ZM106 26H107V25H106ZM133 26H134V25H133ZM138 26H139V25H138ZM167 26H168V25H167ZM184 26H185V25H184ZM233 26H234V25H233ZM241 26H242V25H241ZM19 27H20V26H19ZM19 27H18V28H19ZM45 27H46V26H45ZM61 27H62V26H61ZM69 27H70V26H69ZM78 27H79V26H78ZM78 27H77V28H78ZM96 27H97V26H96ZM136 27H137V25H136ZM146 27H147V26H146ZM191 27H192V26H191ZM195 27H196V26H195ZM197 27H198V26H197ZM199 27H203V26H200V25H199ZM205 27H207V26L205 25ZM210 27H211V25H210ZM210 27H209V28H210ZM212 27H213V26H212ZM9 28H11V27H9ZM12 28H13V27H12ZM15 28H16V27H15ZM22 28H23V30H21L20 28H19V29L21 30V32L23 31L22 33H24V28H25V27H22ZM26 28H27V27H26ZM26 28H25V30H26ZM37 28H38V27H37ZM37 28H36V29H37ZM46 28H48V27H46ZM74 28H75V27H74ZM77 28H76V29H77ZM84 28H85V27H84ZM91 28H92V27H91ZM130 28H131V27H130ZM140 28H141V27H140ZM148 28H149V27H148ZM148 28H147V29H148ZM152 28H153V27H152ZM209 28H205V29L208 30ZM229 28H232V27H229ZM241 28H243V26H242ZM244 28H245V26H244ZM252 28H251V29H252ZM30 29H31V28H30ZM30 29H29V31H30ZM36 29H35V30H36ZM44 29H45V28H44ZM64 29H66V28H64ZM76 29H75V30H76ZM86 29H87V27H86ZM93 29H94V27H93ZM115 29H116V28H115ZM118 29H119V28H118ZM118 29H117V30H118ZM135 29H136V28H135ZM150 29H151V28H150ZM150 29H149V30H146V31H150ZM189 29H190V28H189ZM205 29H204V30H205ZM210 29H212V28H210ZM210 29H209L208 31H210ZM219 29H220V31H222V30H221V29H222V26H221V28H220V26H219ZM219 29H218V30H219ZM223 29H224V26H223ZM237 29H238V28H237ZM251 29H249V30H251ZM45 30H46V29H45ZM47 30H48V29H47ZM66 30H67V29H66ZM91 30H92V29H91ZM96 30H97V28H96ZM96 30H95V32L97 33ZM99 30H100V29H99ZM99 30H98V31H99ZM119 30H120V29H119ZM144 30H145V29H144ZM190 30H191V29H190ZM190 30H189V31H190ZM195 30H196V29H195ZM207 30H205V31H206V35H207ZM215 30H216V29H215ZM230 30H231V29H230ZM230 30H229V32L233 33V32L230 31ZM232 30H233V29H232ZM245 30H246V28H245ZM245 30H243V31H245ZM249 30H248V31H249ZM260 30H261V29H260ZM15 31H16V30H15ZM26 31H28V30H26ZM33 31H34V29H33ZM38 31H39V30H38ZM40 31H41V30H40ZM43 31H44V30H43ZM62 31H63V29H62ZM160 31H161V30H160ZM160 31H159V32H160ZM213 31H214V29H213ZM213 31H211V32H213ZM224 31H225V29H224L222 32H224ZM235 31H236V30H235ZM238 31H240V30H238ZM243 31H242V32H243ZM252 31H253V30H252ZM252 31H251V32H252ZM262 31H263V30H262ZM12 32H13V31H12ZM18 32H19V31H18ZM18 32H17V33H18ZM21 32H20V33H21ZM119 32H120V31H119ZM150 32H151V31H150ZM157 32H158V31H157ZM197 32H198V31H197ZM200 32H202V30H201ZM200 32H199V33H200ZM211 32H210V34L212 35L214 32H213V33H211ZM215 32H216V31H215ZM226 32H228V28H227V31H226ZM226 32H224V33H226ZM242 32H241V33H242ZM251 32H249V33H251ZM253 32H254V31H253ZM0 33H1V32H0ZM10 33H11V31H10ZM15 33H16V32H14V34H15ZM35 33H36V32H35ZM42 33H46V32H42ZM42 33H39V34H42ZM49 33H50V32H49ZM92 33H93V32H92ZM98 33H99V32H98ZM117 33H118V32H117ZM120 33H122V32H120ZM120 33H119V35H121ZM139 33H140V31H139ZM143 33H148V32H143ZM143 33H142V34H143ZM162 33L164 34V32H162ZM202 33H203V32H202ZM218 33H219V31H218ZM235 33L237 34V32H235ZM243 33H244V32H243ZM8 34H9V33H8ZM32 34H33V33H32ZM47 34H48V33H47ZM76 34H77V33H76ZM90 34H91V33H90ZM90 34H89V35H90ZM100 34H101V33H100ZM100 34H99V35H100ZM105 34H106V32H105ZM208 34H209V33H208ZM216 34H217V32H216ZM221 34H222V33H221ZM229 34H230V33H229ZM229 34H228V35H229ZM233 34H234V33H233ZM239 34H240V32H239ZM247 34H248V33L243 34V35H247ZM2 35H3V34H2ZM12 35H13V34H12ZM17 35H18V34H17ZM20 35H21V34H20ZM36 35H37V34H36ZM44 35H45V34H44ZM44 35H43V36H44ZM55 35H56V34H55ZM119 35H118V36H119ZM138 35H139V34H138ZM164 35H165V34H164ZM211 35H210V36H211ZM213 35H214V34H213ZM219 35H220V33H219ZM225 35L227 36V34H225ZM234 35H235V34H234ZM240 35H241V34H240ZM243 35H242V36H243ZM250 35H251V34H250ZM250 35H249V36H250ZM254 35H255V33H254ZM263 35H264V33H263ZM30 36H31V35H30ZM30 36H27V37H30ZM57 36H58V35H57ZM57 36H55V37H56L55 39H57ZM67 36H68V35H67ZM91 36H92V35H91ZM108 36H109V35H108ZM166 36H167V35H166ZM170 36H171V35H170ZM231 36H233V35H231ZM257 36H258V35H257ZM17 37H19V36H17ZM40 37H41V36H40ZM45 37L47 38L48 36H44V38H45ZM52 37H53V36H52ZM92 37H93V36H92ZM92 37H91V38H92ZM99 37H100V36H99ZM102 37H103V36H102ZM102 37H101V38H102ZM106 37H107V35H106ZM115 37L117 38V34L115 35ZM123 37H124V36H123ZM143 37H144V36H143ZM164 37H165V36H164ZM172 37H173V36H172ZM222 37H223V36H222ZM227 37H228V36H227ZM227 37H226V38H227ZM236 37H237V36H236ZM245 37H246V36H245ZM251 37H252V36H251ZM251 37H250V38H251ZM7 38H8V37H7ZM11 38H12V37H11ZM14 38H15V37H14ZM31 38H32V37H30L29 39L31 40ZM33 38H35V37H33ZM41 38H42V37H41ZM49 38H50V37H48V39H49ZM79 38H80V37H79ZM84 38H86V37H84ZM87 38H90V37H87ZM94 38H95V37H94ZM101 38H100V40H101ZM121 38H122V37H121ZM145 38H146V37H145ZM147 38H149V36H148ZM151 38H152V37H151ZM202 38H203V37H202ZM211 38H212V37H211ZM214 38H215V37H214ZM219 38H220V37H219ZM224 38H225V36H224ZM229 38H230V37H228V39H229ZM237 38H239V36H238ZM247 38H248V37H247ZM250 38H248V39H250ZM9 39H10V38H9ZM17 39H18V38H17ZM29 39H28V40H29ZM51 39H52V38H51ZM68 39H71V37L68 38ZM76 39H77V38H76ZM102 39H103V38H102ZM123 39H124V38H123ZM184 39H185V38H184ZM184 39H183V37H182V40H184ZM217 39H218V38H217ZM221 39L223 40V38H221ZM230 39H231V38H230ZM242 39H243V38H242ZM244 39H245V38H244ZM255 39H258V38H255ZM11 40H13V39H11ZM39 40H40V39H39ZM44 40H46V39H44ZM49 40H50V39H49ZM49 40H48V41H49ZM63 40H64V38H63ZM65 40H66V39H65ZM96 40H97V39H96ZM125 40H126V38H125ZM125 40H124V41H125ZM176 40H177V38H176ZM202 40H203V39H202ZM224 40H225V39H224ZM226 40H227V39H226ZM226 40H225V41H226ZM19 41H20V40H19ZM19 41H18V42H19ZM24 41H25V40H24ZM24 41H23V42H24ZM34 41H35V39H34ZM37 41H38V40H37ZM54 41H55V40H54ZM87 41H88V40H87ZM98 41H99V40H98ZM115 41H116V40H115ZM126 41H127V40H126ZM146 41H147V40H146ZM180 41H181V40H180ZM180 41H179V42H180ZM193 41H194V40H193ZM229 41H230V40H229ZM231 41H232V40H231ZM231 41H230V42H231ZM235 41H236V39L233 41L234 44H235ZM241 41H242V40H241ZM244 41H245V40H244ZM255 41H256V40H255ZM258 41H261V40H258ZM23 42H22V43H23ZM28 42H29V41H28ZM41 42H42V41H41ZM45 42H46V41H45ZM64 42H65V41H64ZM69 42H70V41H69ZM75 42H76V41H75ZM83 42H84V40H83ZM96 42H97V41H96ZM117 42H118V41H117ZM127 42H128V41H127ZM177 42H178V41H177ZM181 42H183V41H181ZM181 42H180V45H181ZM185 42H187L188 44L190 43V42L186 41V39H185ZM206 42H207V41H206ZM233 42H232V43H233ZM242 42H243V41H242ZM242 42H240V43H242ZM247 42H248V41H247ZM249 42H250V41H249ZM262 42H263V41H262ZM262 42H260V43L262 44ZM22 43H21V44H22ZM30 43H31V42H30ZM51 43H52V42H51ZM76 43H78V42H76ZM100 43H102V42H100ZM125 43H126V42H125ZM194 43H195V41H194ZM197 43H198V42H197ZM197 43H195V45H196ZM204 43H205V42H204ZM228 43H229V42H228ZM228 43H227V44H228ZM236 43H237V42H236ZM238 43H239V42H238ZM251 43H252V42H251ZM251 43H250L249 45L252 46ZM256 43H257V42H256ZM258 43H259V42H258ZM37 44L40 45V43H37ZM46 44H47V43H46ZM46 44H45V45H46ZM59 44H60V42H59ZM61 44H62V43H61ZM67 44H68V42H67ZM81 44H82V43H81ZM83 44H84V43H83ZM85 44H86V43H85ZM117 44H118V43H117ZM178 44H179V43H178ZM183 44H185V43H183ZM199 44H200V43H199ZM210 44H211V43H210ZM210 44H209V45H210ZM227 44H226V45H227ZM234 44H232V45H234ZM16 45H17V44H16ZM30 45H31V44H30ZM30 45L28 44L27 46L29 47ZM77 45H78V44H77ZM90 45H91V44H90ZM118 45H119V44H118ZM126 45H127V44H126ZM128 45L130 46L131 44H128ZM180 45H179V46H180ZM205 45H206V44H205ZM205 45H203V46H205ZM226 45H225V46H226ZM228 45H230V44H228ZM235 45H236V44H235ZM237 45H238V44H237ZM241 45H242V44H241ZM244 45L246 46V42H245ZM249 45H248V46H249ZM253 45H254V44H253ZM262 45H263V44H262ZM71 46H72V45H71ZM95 46H97V44H96ZM100 46H101V44H100ZM100 46H99V47H100ZM133 46H134V45H133ZM133 46L131 45L130 47L132 48ZM191 46H193V45H191ZM196 46H198V45H196ZM207 46H208V44H207ZM207 46H206V47H207ZM238 46H239V45H238ZM242 46H243V45H242ZM45 47H46V46H45ZM51 47H52V46H51ZM74 47H75V46H74ZM76 47H78V46H76ZM83 47H84V46H83ZM88 47H90V46H88ZM88 47H87V48H88ZM102 47H103V46H102ZM121 47H122V45H121ZM121 47H120V48H121ZM218 47H219V46H218ZM218 47H217V49H218ZM231 47H232V46H231ZM235 47H236L235 50L237 51V48H238V47H237V46H235ZM239 47H240V46H239ZM41 48H42V47H41ZM47 48H48V47H47ZM60 48H61V47H60ZM81 48H82V47H81ZM96 48H98V46H97ZM103 48H104V47H103ZM118 48H119V46H118ZM131 48H130V49H131ZM178 48H179V47H177L176 49H178ZM181 48H182V47H181ZM244 48H245V47H243V49H244ZM253 48H254V47H253ZM253 48H252V49H253ZM257 48H258V47H257ZM262 48H264V47H262ZM262 48H260V49H262ZM29 49H30V48H29ZM44 49H45V48H44ZM49 49H50V48H49ZM56 49L58 50V48H56ZM63 49H64V48H63ZM70 49H71V48H70ZM77 49L79 50V48H77ZM92 49H94V48H92ZM92 49H91V50H92ZM105 49H106V48H105ZM133 49H134V48H133ZM133 49H132V50H133ZM135 49H136V48H135ZM135 49H134V50H135ZM182 49H183V48H182ZM231 49H233V48H231ZM258 49H259V48H258ZM258 49H257V50H258ZM14 50H16V49H14ZM30 50H33V49H30ZM81 50H82V49H81ZM97 50H98V49H97ZM99 50H100V49H99ZM99 50H98V51H99ZM134 50H133V51H134ZM205 50H206V49H205ZM205 50H204V51H205ZM211 50H212V49H211ZM225 50H226V49H225ZM239 50H240V52H241V49H240V48H239ZM244 50H245V49H244ZM250 50H251V49H250ZM255 50H256V48H255ZM18 51H19V50H18ZM20 51H22V50L20 49ZM52 51H54V48H53ZM88 51H89V50L87 49L86 52H88ZM105 51H107V50H105ZM183 51H184V49H183ZM227 51H228V50H227ZM263 51H264V50H263ZM263 51H262V52H263ZM16 52H17V50H16ZM31 52H32V51H31ZM41 52H42V51H40V53H41ZM89 52H90V51H89ZM95 52H96V51H95ZM178 52H179V51H178ZM214 52H215V51H214ZM229 52H231V51H229ZM242 52H243V51H242ZM253 52H255V51H253ZM258 52H259V51H258ZM262 52L260 51L259 53L262 55ZM38 53H39V52H38ZM51 53H55V52H51ZM56 53H57V52H56ZM65 53H66V52H65ZM73 53H74V52H73ZM78 53H79V52H78ZM100 53H101V52H100ZM102 53H103V52H102ZM104 53H105V52H104ZM186 53H188V52H186ZM186 53H185V54H186ZM193 53H194V52H193ZM197 53H198V52H197ZM207 53H208V52H207ZM219 53H220V52H219ZM219 53H218V54H219ZM225 53H228V52H225ZM234 53H235V52H234ZM248 53H249V52H248ZM251 53H252V50H251ZM251 53H250V54H251ZM44 54H47V53H44ZM61 54H62V53H61ZM121 54H122V53H121ZM200 54H201V53H200ZM213 54L215 55V53H213ZM235 54H236V53H235ZM237 54H238V52H237ZM246 54H247V53H246ZM54 55H55V54H54ZM77 55H78V54H76V56H77ZM98 55H99V54H98ZM109 55H110V54H109ZM176 55H177V54H176ZM223 55H224V54H223ZM226 55H227V54H225V56H226ZM255 55H256V53H255ZM255 55H254V56H255ZM33 56L35 57V55H33ZM43 56H44V55H43ZM218 56H219V55H218ZM239 56H241V54L238 55V57H239ZM243 56H244V55H243ZM243 56H242L241 58H243ZM245 56H246V55H245ZM250 56H251V55H250ZM250 56H249V57H250ZM256 56H257V55H256ZM256 56H255V58L258 57V56H257V57H256ZM262 56H263V55H262ZM45 57H46V56H45ZM45 57H43V58H45ZM64 57H65V56H64ZM64 57H63V58H64ZM73 57H74V56H73ZM94 57H95V56H94ZM141 57H142V56H141ZM144 57H145V56H144ZM169 57H172V56H169ZM199 57H200V56H199ZM201 57H202V56H201ZM201 57H200V58H201ZM226 57H227V56H226ZM226 57H225V58H226ZM230 57H231V54H230ZM230 57H228V59H230ZM246 57H247V60H248V55H247ZM48 58H49V57H48ZM52 58H53V57H52ZM56 58H57V56H56ZM75 58H76V57H75ZM92 58H93V57H92ZM98 58H99V56H98ZM110 58H111V57H110ZM142 58H143V57H142ZM186 58H187V57H186ZM189 58H191V57L189 56ZM189 58H188V59H189ZM202 58H203V57H202ZM233 58H234V57H233ZM54 59H55V58H54ZM73 59H74V58H73ZM82 59H84V58H82ZM108 59H109V58H108ZM112 59H113V57H112ZM115 59H116V58H115ZM161 59H162V58H161ZM181 59H182V58H181ZM181 59H180V60H181ZM221 59H222V58H221ZM231 59H232V58H231ZM231 59H230V61H231ZM243 59L245 60V58H243ZM251 59H253V58L251 57ZM30 60H31V58H30ZM49 60H50V58H49ZM49 60H48V61H49ZM58 60H59V59H57V63H58ZM60 60H61V59H60ZM65 60H66V59H65ZM103 60H104V55H103ZM105 60H107V59H105ZM113 60H114V59H113ZM165 60H166V59H165ZM190 60H191V59H190ZM190 60H189V61H190ZM196 60H197V59H196ZM198 60H199V58H198ZM233 60H234V59H233ZM233 60H232V61H233ZM241 60H242V59H241ZM241 60H240V61L238 60L239 63H240V62H244V61H241ZM253 60H254L253 62L256 63L255 59H253ZM260 60H262V59L260 58ZM71 61H72V60H71ZM79 61H80V60H79ZM81 61H82V60H81ZM100 61H101V60H100ZM170 61H171V60H170ZM181 61H182V60H181ZM208 61H209V60H208ZM232 61H231V62H232ZM234 61H236V60H234ZM251 61H252V60H251ZM257 61H259V60H257ZM42 62H45V61H42ZM54 62H55V61H54ZM60 62H62V61H60ZM63 62H64V61H63ZM82 62H83V61H82ZM103 62H104V61H103ZM103 62H102V63H103ZM137 62H138V60H137ZM171 62H173V61H171ZM245 62H246V61H245ZM33 63H34V62H33ZM76 63L78 64V62H76ZM79 63H80V62H79ZM83 63H84V62H83ZM105 63H107V62H105ZM109 63H110V61L108 62V65H109ZM175 63H176V62H175ZM183 63H184V62H183ZM191 63H193V61H191ZM206 63H207V62H206ZM210 63H211V61H210ZM248 63H250V61H248ZM251 63H252V62H251ZM251 63H250V64H251ZM255 63H254L253 65H256ZM257 63H258V62H257ZM34 64H35V63H34ZM49 64H50V63H49ZM85 64H86V63H85ZM95 64H96V63H95ZM230 64H231V63H230ZM236 64H237V62H236ZM240 64H241V63H240ZM242 64H243V63H242ZM261 64H262V63H261ZM261 64H258V66H260ZM25 65H26V64H25ZM54 65H55V64H54ZM66 65H67V64H66ZM80 65H81V64H80ZM82 65H84V64H82ZM99 65H100V64H99ZM108 65H107V66H108ZM182 65H187V64H182ZM207 65H208V64H207ZM210 65H211V64H210ZM246 65H247V62H246ZM246 65H244V66H245V67H248V66H246ZM248 65H249V64H248ZM251 65H252V64H251ZM46 66H47V63H46ZM50 66H51V65H50ZM56 66H57V64H56ZM56 66H55V67H56ZM62 66H63V65H62ZM102 66H103V65H102ZM102 66H101V67H102ZM104 66H105V64H104ZM115 66H116V65H115ZM129 66H130V65H129ZM142 66H143V65H142ZM208 66H209V65H208ZM223 66H224V65H223ZM223 66H222V67H223ZM233 66H234V65H233ZM238 66H239V65H238ZM242 66H243V65H242ZM262 66H263V65H262ZM262 66H261V67H262ZM26 67H27V66H26ZM26 67H25V68H26ZM51 67H53V66H51ZM81 67H82V66H81ZM83 67H84V66H83ZM94 67H95V66H94ZM110 67H111V64H110ZM183 67H185V66H183ZM186 67H188V66H186ZM212 67H213V65H212ZM215 67H216V66H215ZM231 67H232V66H231ZM235 67H236V66H235ZM245 67H243V68H245ZM255 67H256V66H255ZM263 67H264V66H263ZM60 68H61V67H60ZM64 68H65V67H64ZM73 68H74V67H73ZM88 68H89V67H88ZM97 68H98V67H97ZM108 68H109V67H108ZM112 68H113V67H112ZM116 68H117V66H116ZM239 68H240V67H239ZM239 68H238V69H239ZM250 68H251V67H250ZM252 68H253V67H252ZM54 69H55V68H54ZM75 69H76V68H75ZM86 69H87V68H86ZM92 69H93V67H92ZM92 69H91V70H92ZM103 69H104V68H103ZM109 69H110V68H109ZM113 69H114V68H113ZM113 69H112V70H113ZM184 69H186V68H184ZM224 69H225V67H224ZM230 69H232V68H230ZM248 69H249V68H248ZM257 69H258V68H257ZM257 69H256V71H255V68L253 69V71H254L253 74H255V72H257ZM260 69H262V68H260ZM260 69H259V70H260ZM27 70H28V69H27ZM34 70H35V69H34ZM59 70H60V69H59ZM59 70H57V71H59ZM69 70H71V69L69 68ZM72 70H73V69H72ZM97 70H98V69H97ZM97 70H96V71H97ZM110 70H111V69H110ZM112 70H111V71H112ZM140 70H141V69H140ZM142 70H143V69H142ZM187 70H189V69H187ZM200 70H201V69H200ZM232 70H233V69H232ZM244 70H245V69H244ZM251 70H252V69H251ZM259 70H258V71H259ZM57 71H55V72H57ZM103 71H104V70H103ZM108 71H109V70H108ZM113 71H114V70H113ZM123 71H124V70H123ZM157 71H158V70H157ZM230 71H231V70H230ZM233 71H235V70H233ZM233 71H232V72H233ZM262 71H264V70H262ZM29 72H30V71H29ZM29 72H28V73H29ZM63 72H64V71H63ZM83 72H84V70H83ZM88 72H89V71H88ZM104 72H105V71H104ZM114 72H115V71H114ZM114 72H113V73H114ZM240 72H241V71H239V73H240ZM245 72H246V71H245ZM245 72H243L242 74H244ZM28 73H27V74H28ZM30 73H31V72H30ZM30 73H29V74H30ZM45 73H46V72H45ZM45 73H44V74H45ZM53 73H54V72H53ZM57 73H58V72H57ZM79 73H82V72H79ZM93 73H94V72H93ZM108 73H109V72H108ZM120 73H122V71H121ZM124 73H125V72H124ZM130 73H132V72H130ZM133 73H134V72H133ZM142 73H143V72H142ZM156 73H157V72H156ZM200 73H201V72H200ZM34 74H35V73H34ZM41 74H42V76H43V72H42ZM46 74H47V73H46ZM58 74H59V73H58ZM60 74H61V73H60ZM62 74H63V73H62ZM97 74H98V72H96L95 77L97 76ZM111 74H112V73H111ZM185 74H186V73H185ZM193 74H194V72H193ZM253 74H252V76H253ZM260 74H261V72H260ZM260 74H259V75H260ZM50 75H51V74H50ZM70 75H71V74H70ZM78 75H79V74H78ZM87 75H88V74H87ZM113 75H114V74H113ZM123 75H124V74H123ZM126 75H127V74H126ZM156 75H158V74H156ZM246 75H247V74H246ZM246 75H245V76H246ZM248 75H251V74L249 73ZM256 75H257V73L255 74V76H256ZM263 75H264V74H263ZM25 76H26V75H25ZM62 76H63V75H62ZM73 76H74V75H73ZM92 76H93V75H92ZM115 76H116V75H115ZM160 76H161L162 81H163L164 83H167V84H170V85H174L173 79H172L170 76H167V75L164 74V73H160ZM190 76H192V75H190ZM195 76H196V75H195ZM195 76H194V77H195ZM200 76H201V75H200ZM228 76H229V75H228ZM230 76H231V75H230ZM241 76H242V75H241ZM252 76H250V77H251L252 80H253V77H254V76H253V77H252ZM33 77H34V76H33ZM45 77H46V75H45ZM48 77H49V76H48ZM52 77H53V76H52ZM66 77H68V76H66ZM88 77H89V76H87V78H88ZM102 77H103V74H102ZM111 77H112V75H111ZM127 77H128V76H127ZM196 77H197V76H196ZM238 77H239V76H238ZM242 77H243V76H242ZM25 78H26V77H25ZM25 78H24V79H25ZM41 78H42V77H41ZM80 78H81V77H80ZM87 78H86V80H87ZM109 78H110V77H109ZM141 78H142V77H141ZM155 78H156V77H155ZM205 78H206V77H205ZM231 78H232V77H231ZM231 78H230V79H231ZM240 78H241V77H240ZM255 78H256V77H255ZM257 78H258V77H257ZM26 79H28V78H26ZM65 79H66V78H65ZM76 79H77V78H76ZM90 79H91V78H90ZM92 79H93V78H92ZM99 79H100V78H99ZM107 79H108V78H107ZM112 79H113V78H112ZM143 79H144V78H143ZM187 79H188V78H187ZM224 79H225V78H224ZM232 79H233V78H232ZM232 79H231V80H232ZM246 79H248V78L246 77ZM28 80H29V79H28ZM30 80H31V79H30ZM38 80H39V79H38ZM47 80H48V79H47ZM49 80H50V79H49ZM51 80H53V79H51ZM68 80H70V79L68 78ZM68 80H67V81H68ZM73 80H74V79H73ZM82 80H83V79H82ZM88 80H89V79H88ZM97 80H98V78H97ZM152 80H153V79H152ZM152 80H151V84H152ZM227 80H228V79H227ZM231 80H230V81H231ZM41 81H42V80H41ZM74 81H75V80H74ZM111 81H112V80H111ZM117 81H118V80H117ZM119 81H120V80H119ZM230 81H229V82H230ZM235 81H236V80H235ZM235 81H234V82H235ZM239 81H240V79H239ZM250 81H251V80H250ZM43 82H44V81H43ZM55 82H56V80H55ZM70 82H71V81H70ZM84 82H85V81H84ZM91 82H92V80H91ZM95 82H96V81H95ZM107 82L109 83V81H107ZM115 82H116V81H115ZM143 82H144V80H143ZM148 82H149V81H148ZM188 82H190V81H188ZM195 82H197V81H195ZM195 82H194V83H195ZM251 82H252V81H251ZM258 82H259V80H258ZM261 82H264V81H261ZM261 82H260V84H261ZM26 83H27V81H26ZM37 83H38V82H37ZM76 83H78V82H76ZM76 83H75V84H76ZM88 83H89V82H88ZM110 83H111V82H110ZM116 83H118V82H116ZM141 83H142V82H141ZM153 83H154V82H153ZM237 83L239 84V82H237ZM41 84H42V83H41ZM101 84H102V82H101ZM105 84H106V83H105ZM148 84H149V83H148ZM151 84H150V85H151ZM188 84H189V83H188ZM238 84H237V86H238ZM242 84H243V83H242ZM248 84L251 85L250 82H249ZM252 84H253V83H252ZM260 84H258V85H260ZM263 84H264V83H263ZM43 85H44V84H43ZM48 85H49V84H48ZM48 85H47V86H48ZM54 85H55V84H54ZM73 85H74V84H73ZM76 85H77V84H76ZM76 85H74V86H76ZM90 85H91V84H90ZM90 85H89V86H90ZM103 85H104V83H103ZM113 85L115 86V83H114ZM152 85H153V84H152ZM154 85H155V84H154ZM193 85H194V84H193ZM235 85H236V84H235ZM255 85H256V84H255ZM38 86H39V84H38ZM41 86H42V85H41ZM50 86H52V85H50ZM78 86H79V85H78ZM86 86L88 87L87 84H86ZM98 86H99V85H98ZM119 86H120V85H119ZM119 86H116V87H119ZM241 86H243V85H241ZM244 86L246 87V85H244ZM42 87H43V86H42ZM54 87H55V86H54ZM90 87H91V86H90ZM94 87H95V86H94ZM109 87H110V86H108V88H109ZM116 87H115V88H116ZM145 87H146V86H145ZM155 87H156V86H155ZM155 87H154V88L152 87V88L155 89ZM194 87H195V86H194ZM239 87H240V86H239ZM239 87H238V88H239ZM255 87H257V86H255ZM258 87H259V86H258ZM260 87H261V86H260ZM45 88H46V87H45ZM55 88H56V87H55ZM59 88H60V87H59ZM72 88H73V87H72ZM74 88L76 89V87H74ZM77 88H78V87H77ZM79 88L81 89L82 87H79ZM104 88H106V87H104ZM110 88H112V87H110ZM241 88H242V87H241ZM241 88H240V90L243 89V88H242V89H241ZM248 88H249V87H248ZM251 88H252V87H251ZM41 89H42V88H41ZM57 89H58V88H57ZM95 89H96V88H95ZM95 89H94V90H95ZM100 89H101V88H100ZM106 89H107V88H106ZM106 89H105V90H106ZM113 89H114V88H112V90H113ZM146 89H147V88H146ZM253 89H256V88H253ZM15 90H16V89H15ZM37 90H38V88H37ZM76 90H77V89H76ZM81 90H82V89H81ZM89 90H90V89H89ZM107 90H108V89H107ZM107 90H106V91H107ZM112 90H111V91H112ZM115 90H116V89H115ZM118 90H119V89H118ZM118 90H117V91H118ZM132 90H133V88H132ZM151 90H152V89H151ZM151 90H149V91H151ZM200 90H201V89H200ZM244 90H245V89H243V91H244ZM250 90H252V89H250ZM40 91H41V90H40ZM45 91H46V90H45ZM47 91H48V90H47ZM77 91H78V90H77ZM126 91H127V90H126ZM235 91H236V90H235ZM255 91H256V90H255ZM262 91H263V90H262ZM12 92H13V91H12ZM56 92H57V91H56ZM56 92H55V93H56ZM85 92H86V91H84V93H85ZM97 92H98V91H97ZM103 92H105V91H103ZM113 92H114V91H113ZM115 92H116V91H115ZM142 92H143V91H142ZM154 92H155V91H154ZM184 92H185V91H184ZM232 92H233V91H232ZM239 92H240V91H239ZM249 92H250V91H249ZM249 92H248V93H249ZM252 92H254V90H253ZM38 93H39V92H38ZM42 93H43V92H42ZM44 93H46V92H44ZM60 93H61V91H60ZM78 93H81V91L78 92ZM94 93H95V91H94ZM108 93H109V92H108ZM118 93H119V91H118ZM152 93H153V90L151 91V94H152ZM186 93H187V92H186ZM233 93H234V92H233ZM242 93H244V92H242ZM254 93H255V92H254ZM254 93H251V94L254 95ZM256 93H257V92H256ZM259 93H260V92H259ZM6 94H7V93H6ZM31 94H32V93H31ZM31 94H30V95H31ZM36 94H37V92H36ZM39 94H40V93H39ZM39 94H38V96H39ZM49 94H50V93H49ZM57 94H58V93H57ZM85 94H86V93H85ZM95 94H96V93H95ZM95 94H93V95H95ZM116 94H117V93H115V96H116ZM149 94H150V92H149ZM168 94H169V96H170V93H168ZM172 94H173V93H172ZM234 94H235V93H234ZM236 94H237V92H236ZM238 94H240V93H238ZM245 94H246V93H244V95H245ZM251 94H250V95H251ZM7 95H8V94H7ZM22 95H23V94H22ZM50 95H51V94H50ZM62 95H63V94H62ZM62 95H60V96H62ZM103 95H104V94H103ZM105 95H108V94L106 93ZM111 95H112V94H111ZM122 95H123V92H122ZM152 95H153V94H152ZM163 95H164V94H163ZM242 95H243V94H242ZM244 95H243V96H244ZM255 95H256V94H255ZM8 96H10V95H8ZM15 96H16V98H17V95H16V94H15ZM54 96H55V95H54ZM70 96H71V95H70ZM70 96H69V97H70ZM81 96H82V95H81ZM96 96H97V95H96ZM109 96H110V95H109ZM113 96H114V94H113ZM118 96L120 97V95H118ZM118 96H117L116 98L119 99ZM154 96H155V93H154ZM167 96H168V95H167ZM167 96H166V97H167ZM239 96H240V95H239ZM251 96H252V95H251ZM257 96H259V94H258ZM31 97H32V96H31ZM39 97H40V96H39ZM50 97H51V96H50ZM57 97H58V96H57ZM99 97H100V96H99ZM105 97H106V96H105ZM107 97H108V96H107ZM122 97H123V96H122ZM170 97H171V96H170ZM170 97H169V98H170ZM240 97H241V96H240ZM245 97H246V95H245ZM260 97H261V96H260ZM16 98H15V99H16ZM22 98H24V97H22ZM34 98H35V97H34ZM41 98H43V96H42ZM64 98H65V97H64ZM71 98H73V97H70V99H71ZM89 98H90V96H89ZM103 98H104V96L102 97V99H103ZM124 98H125V96H124ZM129 98H130V97H129ZM155 98H157V96H156ZM237 98H238V97H237ZM242 98H243V97H242ZM8 99H9V98H8ZM68 99H69V98H68ZM84 99H85V98H84ZM92 99H93V98H92ZM114 99H115V98H114ZM144 99H145V97H144ZM164 99H165V98H164ZM164 99H163V100H164ZM166 99H167V98H166ZM174 99H175V98H173V100H174ZM257 99H258V97H257ZM23 100H24V99H23ZM28 100H29V99H28ZM32 100H33V99H32ZM36 100H37V99H36ZM38 100H39V99H38ZM57 100H59V99H57ZM62 100H63V99H62ZM74 100H75V99H74ZM90 100H91V98H90ZM94 100L96 101V99H94ZM99 100H100V99H99ZM103 100H104V99H103ZM108 100H109V99H108ZM112 100H113V99H112ZM112 100H110V101L112 102ZM127 100H128V97H127ZM158 100H159V99H158ZM168 100H169V99H168ZM241 100H242V99H241ZM241 100H240L241 103L239 102L240 104H242V101H241ZM243 100H245V98H243ZM251 100H252V99H251ZM11 101H12V99H11ZM64 101H65V100H64ZM67 101H68V100H67ZM75 101H76V100H75ZM106 101H107V100H106ZM110 101H109V102H110ZM117 101H118V100H117ZM120 101H121V99H120ZM120 101H119V102H120ZM125 101H126V99H124V102H125ZM128 101H129V100H128ZM195 101H196V100H195ZM245 101H246V100H245ZM257 101H259V100H257ZM21 102H22V101H21ZM33 102H34V101H33ZM33 102H32V103H33ZM37 102H38V101H37ZM56 102H57V101H56ZM61 102H62V101H61ZM61 102H60V103H61ZM71 102H72V101H71ZM100 102H101V101H100ZM111 102H110V103H111ZM122 102H123V101H122ZM132 102H133V101H132ZM141 102H142V101H141ZM162 102H164V101H162ZM166 102H169V101H165V104H166ZM171 102H172V99H171V101H170V104L173 105V102H172V103H171ZM174 102H175V101H174ZM251 102H252V101H251ZM254 102H255V101H254ZM254 102H253V103H254ZM16 103H17V102H16ZM19 103H20V102H19ZM34 103H35V102H34ZM63 103H64V102H63ZM72 103H73V102H72ZM117 103H118V102H116L115 104H117ZM253 103H250V104H253ZM257 103H258V102H257ZM14 104H15V103H14ZM17 104H18V103H17ZM42 104H43V102H42ZM42 104H40V105H42ZM44 104H46V103L44 102ZM77 104H79V103H77ZM101 104H102V103H101ZM105 104H106V103H105ZM107 104H108V103H107ZM119 104H120V103H119ZM122 104H123V103H121V105H122ZM125 104H126V103H125ZM133 104H134V103H133ZM170 104H168V105H169L168 107H170ZM174 104H175V103H174ZM177 104L179 105V103H177ZM177 104H176V105H177ZM15 105H16V104H15ZM36 105H39V104H36ZM48 105H49V104H48ZM57 105H58V104H57ZM68 105H69V104H68ZM74 105H75V103H74ZM92 105H93V104H92ZM108 105H109V104H108ZM112 105H113V102H112ZM112 105H111V106H112ZM166 105H167V104H166ZM166 105H165V107H166ZM193 105H194V104H193ZM254 105H257V104H254ZM262 105H263V104H262ZM262 105H261V106H262ZM12 106H13V105H12ZM20 106H21V105H20ZM43 106H45V105H43ZM51 106H52V105H51ZM64 106H65V105H64ZM106 106H107V105H106ZM117 106H118V105H117ZM119 106H120V105H119ZM127 106H128V105H127ZM127 106H126V107H127ZM163 106H164V105H163ZM174 106H175V105H173V106H171V107L173 108ZM180 106H181V105H180ZM31 107H32V106H31ZM33 107H34V106H33ZM36 107H37V106H36ZM38 107H39V106H38ZM40 107H42V106H40ZM53 107H54V106H53ZM53 107H52V108H53ZM104 107H105V106H104ZM109 107H110V106H109ZM113 107H114V105H113ZM120 107H121V106H120ZM122 107H123V105H122ZM126 107H125V109H126ZM139 107H140V106H139ZM144 107H145V106H144ZM158 107H159V106H158ZM165 107H164V108H165ZM184 107H186V106H184ZM187 107H188V106H187ZM243 107H244V106H243ZM248 107L250 108V106H248ZM251 107H253V106H251ZM28 108H29V107H28ZM46 108H47V107H46ZM48 108H49V107H48ZM71 108H72V107H71ZM78 108H79V107H78ZM84 108H85V107H84ZM84 108H83V110H84ZM127 108H128V107H127ZM142 108H143V107H142ZM175 108H176V106H175ZM175 108H174V109H175ZM178 108H179V107H178ZM234 108H235V107H234ZM234 108H232V109H234ZM244 108H246V107H244ZM244 108H243V109H244ZM260 108L262 109L263 107H260ZM30 109H31V108H30ZM33 109H34V108H33ZM42 109H43V108H42ZM53 109H55V107H54ZM118 109H119V108H118ZM125 109H124V110H125ZM129 109H130V108H129ZM135 109H136V108H135ZM135 109H134V110H135ZM176 109H177V108H176ZM181 109H182V108H181ZM184 109H185V108H184ZM247 109H248V108H247ZM247 109H246V110H247ZM16 110H17V109H16ZM21 110H22V109H21ZM24 110H25V109H24ZM40 110H41V109H40ZM40 110H39V111H40ZM47 110H48V109H47ZM47 110H46V111H47ZM63 110H64V109H63ZM69 110H70V109H69ZM109 110H110V109H108V111H109ZM115 110H116V109H115ZM131 110H133V108H132ZM178 110H179V109H178ZM186 110L189 112L188 108H187ZM234 110H235V109H234ZM234 110H233V111H234ZM236 110H237V109H236ZM240 110H242V109L240 108ZM259 110H260V109H259ZM1 111H2V110H1ZM36 111H38V108L36 109ZM36 111H35V112H36ZM41 111H42V110H41ZM52 111H53V110H52ZM79 111H80V110H79ZM87 111H88V110H87ZM121 111H123V110H121ZM135 111H136V110H135ZM175 111H176V110H175ZM184 111H185V110H184ZM244 111H245V109H244ZM244 111H243V112H244ZM254 111H256V109H255ZM257 111H258V110H257ZM31 112H32V111H31ZM42 112H43V111H42ZM42 112H41V113H42ZM48 112H50V111H48ZM56 112H59V111L57 110ZM66 112H70V111H66ZM71 112H72V111H71ZM71 112H70V113H71ZM73 112H74V111H73ZM113 112H114V110H113ZM113 112H112V113H113ZM115 112H117V111H115ZM118 112H119V111H118ZM128 112H129V111H128ZM181 112H183V111H181ZM181 112L179 111V112H177V113L179 114V113H181ZM231 112H232V111H231ZM234 112H235V111H234ZM241 112H242V111H241ZM248 112H249V111H248ZM260 112H261V111H260ZM12 113H13V111H12ZM23 113H24V112H23ZM51 113H52V112H51ZM61 113H63V112L61 111ZM64 113H65V112H64ZM125 113H126V110H125ZM131 113H132V112H131ZM133 113H134V112H133ZM135 113H137V111H136ZM138 113H139V112H138ZM166 113H167V112H165V115H166V116H167V115L169 116V114H166ZM175 113H176V112H175ZM186 113H187V112H186ZM186 113H185V114H186ZM189 113H190V112H189ZM189 113H188V114H189ZM227 113H228V112H227ZM239 113H240V111H239ZM244 113H245V115H246L247 112H244ZM251 113H253V112H251ZM257 113H258V112H257ZM257 113H256V114H257ZM29 114H30V113H29ZM44 114H45V113H44ZM59 114H60V113H59ZM65 114H66V113H65ZM68 114H69V113H68ZM80 114H82V113H80ZM80 114H79V115H80ZM117 114H118V113H117ZM120 114H122V112H120ZM149 114H150V113H149ZM190 114H191V113H190ZM222 114H223V113H222ZM229 114L232 115L230 112L228 113V115H229ZM235 114H236V112H235ZM242 114H243V113H242ZM248 114H249V113H248ZM261 114H263V113H261ZM2 115H3V114H2ZM47 115H49V114H47ZM63 115H64V114H63ZM66 115H67V114H66ZM72 115H74V114L72 113ZM75 115H76V113H75ZM77 115H78V114H77ZM85 115H86V114H85ZM88 115H90V114H88ZM88 115H87V116H88ZM109 115H110V114H109ZM113 115H114V114H113ZM125 115H126V114H124V116H125ZM129 115H130V113H129ZM155 115H157V114H155ZM155 115H154V117H155ZM158 115H159V114H158ZM172 115H174V113H173ZM186 115H187V114H186ZM223 115H224V114H223ZM225 115H226V117H228L227 114H226V112H225ZM233 115H234V114H233ZM26 116H28V112H27ZM26 116H25V117H26ZM33 116H34V115H33ZM44 116H46V115H44ZM55 116H56V115H55ZM116 116H117V115H115V117H116ZM118 116H119V114H118ZM134 116H135V115H134ZM136 116H138V115L136 114ZM148 116H149V115H148ZM150 116H151V115H150ZM181 116H182V115H181ZM190 116H191V115H190ZM190 116H189V118H190ZM193 116H194V115H193ZM237 116H238V114H237ZM240 116H241V118H242L241 113H240ZM240 116H238V117H240ZM250 116H251V115H250ZM262 116H263V115H262ZM65 117H66V116H65ZM68 117H69V116H68ZM71 117H72V116H71ZM115 117H114V119H115ZM122 117H123V115H122ZM126 117H128V115H127ZM129 117H130V116H129ZM173 117H174V116H173ZM177 117H178V116H177ZM185 117L187 118V116H185ZM185 117H184V119H185ZM248 117H249V116H248ZM256 117H257V116H256ZM256 117H255V118H256ZM11 118H12V117H11ZM42 118H43V117H42ZM47 118H48V117H47ZM74 118H75V117H74ZM91 118H92V117H91ZM120 118H121V116H120ZM136 118H138V117H136ZM139 118H140V116H139ZM157 118H158V117H157ZM157 118H156V119H157ZM191 118H192V116H191ZM219 118H220V117H219ZM219 118H218V120H219ZM221 118H223V117H221ZM244 118H245V117H244ZM250 118H251V117H250ZM252 118H253V117H252ZM260 118H261V117H260ZM71 119H72V118H71ZM76 119H77V117H76ZM87 119H88V118H87ZM89 119H90V118H89ZM93 119H94V118H93ZM102 119H104V118H102ZM118 119H119V117H118ZM121 119H123V118H121ZM121 119H120V120H121ZM126 119H128V118H126ZM147 119H148V118H147ZM158 119H159V118H158ZM165 119H166V118H165ZM171 119H172V117H171ZM175 119H176V118H175ZM182 119H183V117H182ZM223 119H224V118H223ZM256 119H257V118H256ZM258 119H259V118H258ZM258 119H257V120H258ZM263 119H264V118H263ZM263 119H262V120H263ZM57 120H58V119H57ZM124 120H125V119H124ZM135 120H136V119H135ZM138 120H139V119H138ZM140 120H141V119H140ZM166 120H168V119H166ZM236 120L238 121V119H236ZM242 120H243V119H242ZM242 120H240V122H241ZM249 120H250V119H249ZM257 120H256V121H257ZM259 120H260V119H259ZM33 121H34V120H33ZM33 121H32V122H33ZM36 121H37V120H36ZM90 121H91V119H90ZM117 121H118V120H117ZM129 121H130V119H129ZM129 121H128V122H129ZM133 121H134V120H133ZM157 121H158V120H157ZM159 121H160V120H159ZM159 121H158V122H159ZM222 121H223V120H222ZM245 121H246V119H245ZM252 121H255V120H252V119H251V122H252ZM34 122H35V121H34ZM37 122H38V121H37ZM41 122H42V121H41ZM53 122H54V121H53ZM58 122H60V121H58ZM71 122H73V120H72ZM84 122H85V121H84ZM87 122H88V121H87ZM95 122H96V121H95ZM109 122H110V121H109ZM125 122H126V121H125ZM128 122H127V124H126V123H125V124L128 125V124H129ZM131 122H132V121H131ZM144 122H145V121H144ZM149 122H150V121H149ZM152 122H153V121H152ZM154 122H155V121H154ZM179 122H180V120H179ZM179 122H178V123H179ZM190 122H191V121H190ZM242 122H243V121H242ZM257 122H258V121H257ZM259 122H261V121H259ZM17 123H19V122H17ZM27 123H28V122H27ZM30 123H31V122H30ZM30 123H29V124H30ZM35 123H36V122H35ZM50 123H51V122H50ZM54 123L56 124V122H54ZM54 123H53V124H54ZM102 123H103V122H102ZM107 123H108V122H107ZM118 123H119V122H118ZM121 123H122V122H121ZM134 123H135V122H134ZM134 123H133V124H134ZM147 123H148V122H147ZM160 123H162V122H160ZM175 123H176V122H175ZM182 123H183V122H182ZM182 123H181V124H182ZM188 123H189V122H188ZM210 123H211V122H210ZM246 123H247V122H246ZM14 124H15V123H14ZM48 124H49V123H48ZM61 124H63V123H61ZM61 124H60V125H61ZM71 124H72V123H71ZM71 124H70V125H71ZM93 124H95V123H93ZM100 124H101V123H100ZM111 124H112V123H111ZM122 124H123V123H122ZM135 124H136V123H135ZM153 124H155V123H153ZM184 124H185V123H184ZM208 124H209V123H208ZM237 124H239V123H237ZM258 124H260V123H258ZM21 125H22V124H21ZM24 125H25V124H24ZM34 125H35V124H34ZM60 125H59V126H60ZM70 125H69V126H70ZM74 125H75V124H74ZM87 125H88V124H87ZM123 125H124V124H123ZM130 125H132V124H130ZM138 125H139V124H138ZM140 125H141V124H140ZM140 125H139V126H140ZM150 125H151V124H150ZM209 125H210V124H209ZM211 125H212V124H211ZM211 125H210V126H211ZM254 125H255V123H254ZM254 125H253V127H254ZM32 126H33V125H32ZM51 126H52V125H51ZM55 126H56V125H55ZM72 126H73V125H72ZM75 126H76V125H75ZM88 126H89V125H88ZM128 126H129V125H128ZM154 126H155V125H154ZM179 126H182V127H183V125H180V124H179ZM191 126H192V125H191ZM212 126H213V125H212ZM212 126H211V127H212ZM239 126H240V125H239ZM257 126H258V125H257ZM257 126H256V127H257ZM263 126H264V125H263ZM12 127H13V126H12ZM40 127L42 128V126H40ZM43 127H44V126H43ZM47 127H48V126H47ZM65 127H67V126H65ZM77 127H78V126H77ZM82 127H83V126H82ZM131 127H132V126H131ZM134 127H135V126H134ZM140 127H142V125H141ZM155 127H156V126H155ZM182 127H181V128H182ZM189 127H190V126H189ZM15 128H16V127H15ZM15 128H13V129H15ZM26 128L28 129V127H26ZM29 128H30V127H29ZM37 128H38V127H37ZM51 128H52V127H51ZM61 128H62V127H61ZM79 128H80V127H79ZM96 128H97V127H96ZM136 128H137V127H136ZM157 128H160V127H157ZM181 128H179V129H181ZM240 128H241V127H240ZM240 128H239V129H240ZM247 128L249 129V127H247ZM257 128H258V127H257ZM261 128H262V127H261ZM24 129H25V128H24ZM45 129H46V128H45ZM49 129H50V128H49ZM52 129H53V128H52ZM54 129H55V128H54ZM80 129H81V128H80ZM94 129H95V128H94ZM94 129H93V130H94ZM152 129H153V128H152ZM241 129H242V128H241ZM241 129H240V130H241ZM248 129H247V130H248ZM254 129H255V128H254ZM254 129H253V131H254ZM43 130H44V129H43ZM47 130H48V128H47ZM72 130H74V129H72ZM86 130H87V129H86ZM89 130H91V129H89ZM95 130H96V129H95ZM134 130H135V129H134ZM140 130H141V129H140ZM140 130H139V132H140ZM144 130H145V129H144ZM155 130H156V128H155ZM158 130H159V129H158ZM188 130H190V128H189ZM188 130H187V131H188ZM215 130H216V129H215ZM17 131H18V130H17ZM23 131H24V130H23ZM27 131H28V130H27ZM29 131H30V130H29ZM52 131H53V130H52ZM83 131H84V130H83ZM137 131H138V129H137ZM156 131H157V130H156ZM183 131H184V130H183ZM258 131H259V129H258ZM6 132H7V131H6ZM37 132H38V131H37ZM40 132H41V131H40ZM47 132H48V131H47ZM118 132H119V131H118ZM139 132H138V133H139ZM191 132H192V131H191ZM213 132H214V131H213ZM261 132H262V131H261ZM0 133H1V132H0ZM48 133H49V132H48ZM59 133H60V132H59ZM74 133H75V131H74ZM93 133H94V132H93ZM122 133H123V132H122ZM136 133H137V132H136ZM250 133H251V132H250ZM262 133H264V132H262ZM16 134H17V133H16ZM18 134H19V133H18ZM18 134H17V135H18ZM20 134H21V133H20ZM25 134H27V133H25ZM30 134H31V133H30ZM30 134H29V135H30ZM33 134H34V133H33ZM42 134H43V133H42ZM49 134H50V133H49ZM57 134H58V133H57ZM87 134H89V133H87ZM100 134H101V133H100ZM107 134H108V133H107ZM142 134H143V133H142ZM146 134H147V133H146ZM167 134H168V133H167ZM182 134H184V133L182 132ZM243 134H244V133H243ZM51 135H53V134H51ZM64 135H65V134H64ZM77 135H78V133H77ZM92 135H93V134H92ZM97 135H98V134H97ZM134 135H135V134H134ZM149 135H150V133L148 134V136H149ZM224 135H225V134H224ZM227 135H228V134H226L225 137H227ZM238 135H239V134H238ZM44 136H46V135L44 134ZM58 136H59V135H58ZM78 136H79V135H78ZM83 136H84V135H83ZM90 136H91V135H90ZM94 136H95V135H94ZM100 136H101V135H100ZM257 136H258V135H257ZM24 137H25V136H24ZM34 137H35V135H34ZM50 137H51V136H50ZM61 137H64V136H61ZM80 137H81V136H80ZM101 137H102V136H101ZM101 137H100V138H101ZM108 137H109V136H108ZM150 137H152V135H151ZM154 137H155V136H154ZM154 137H153V139H154ZM225 137H222V138H225ZM230 137H231V136H230ZM245 137H246V136H245ZM247 137H248V136H247ZM252 137H253V136L251 135V139H252ZM260 137H261V135H260ZM19 138H20V136H19ZM30 138H31V137H30ZM38 138H39V137H38ZM46 138H47V137H46ZM53 138H55V137H53ZM59 138H60V137H59ZM69 138H70V137H69ZM84 138H85V137H84ZM109 138H110V137H109ZM147 138H148V137H147ZM180 138H181V137H180ZM254 138H256V137H254ZM254 138H253V140H254ZM258 138H259V137H258ZM263 138H264V136H263ZM41 139H42V138H41ZM57 139H58V138H57ZM87 139H88V137H87ZM87 139H86V141H87ZM94 139H95V138H94ZM105 139H106V138H105ZM151 139H152V138H151ZM153 139H152V140H153ZM249 139H250V138H249ZM10 140H11V139H9V141H10ZM21 140H22V139H21ZM38 140H39V139H38ZM42 140H43V139H42ZM44 140L46 141V139H44ZM54 140H55V139H54ZM54 140H53L52 142H54ZM63 140L65 141V139H63ZM84 140H85V139H84ZM89 140H90V139H89ZM92 140H93V139H92ZM98 140H99V139H98ZM102 140H103V139H102ZM144 140H145V139H144ZM209 140H210V139H209ZM24 141H25V140H24ZM47 141H48V139H47ZM55 141H56V140H55ZM61 141H62V140H61ZM66 141H67V140H66ZM81 141H83V140H81ZM146 141H147V139H146ZM155 141H156V140H155ZM222 141H223V140H222ZM224 141H225V139H224ZM229 141H230V140H229ZM249 141H250V140H249ZM257 141H258V140H257ZM257 141H254L255 145H257V146L259 145V146H260L261 144H259L258 142H261V139H260V141H258V142H257ZM25 142H27V141H25ZM35 142H37V141H35ZM84 142H85V141H84ZM88 142H89V141H88ZM103 142H104V141H103ZM103 142H102V143H103ZM152 142H153V141H152ZM152 142H151V143H152ZM157 142H158V140H157ZM159 142H160V141H159ZM212 142H213V140H212ZM252 142H253V141H252ZM27 143H28V142H27ZM29 143H30V142H29ZM33 143H34V142H33ZM64 143H65V142H64ZM72 143H73V142H72ZM82 143H83V142H82ZM108 143H109V142H108ZM145 143H146V142H145ZM147 143H148V142H147ZM154 143H155V142H154ZM154 143H153V144H154ZM162 143H163V141H162ZM214 143H215V142H214ZM222 143H223V142H222ZM225 143H226V141H225ZM227 143H228V142H227ZM37 144H38V142H37ZM41 144H42V143H40V145H41ZM47 144H48V143H47ZM51 144H52V143H51ZM60 144H61V143H60ZM65 144H66V143H65ZM67 144H68V143H67ZM96 144H97V142H96ZM252 144H253V143H252ZM263 144H264V142H263ZM53 145L55 146V144H53ZM62 145H63V144H62ZM106 145H108V144H106ZM150 145H151V144H150ZM208 145H209V143H208ZM25 146H26V145H25ZM59 146H60V145H59ZM65 146H66V145H65ZM69 146H71V145H69ZM73 146H74V145H73ZM78 146H79V145H78ZM85 146H86V145H85ZM94 146H95V145H94ZM97 146H98V145H97ZM143 146H144V145H143ZM152 146H153V145H152ZM209 146H210V145H209ZM224 146L226 147V145H224ZM248 146H249V145H248ZM259 146H258V147H259ZM29 147H30V146H29ZM39 147H40V146H39ZM42 147H43V146H42ZM42 147H41V148H42ZM60 147H61V146H60ZM66 147H67V146H66ZM81 147H82V146H81ZM99 147H100V146H99ZM101 147H102V145H101ZM145 147H146V145H145ZM212 147H213V146H212ZM215 147H216V145H215ZM215 147H214V151H215ZM228 147H229V145H228ZM33 148H34V147H33ZM103 148H104V146H103ZM114 148H115V146H114ZM119 148H120V147H119ZM150 148H151V147H150ZM217 148H218V147H217ZM226 148H227V147H226ZM247 148H248V147H247ZM254 148L257 149V147H254ZM254 148H253V149H254ZM263 148H264V147H263ZM39 149H40V148H39ZM39 149H38V150H39ZM79 149H80V148H79ZM101 149H102V148H101ZM38 150H37V151H38ZM43 150H44V149H43ZM64 150H68V149L66 148V149H64ZM81 150H82V149H81ZM81 150H80V151H81ZM107 150H108V148H107ZM210 150H211V149H210ZM259 150H260L261 153L264 152V151L262 150V147H261V149H259ZM261 150H262V151H261ZM8 151H9V150H8ZM29 151H30V150H29ZM45 151H46V150H45ZM96 151H98V150H96ZM99 151H100V150H99ZM99 151H98V152H99ZM112 151H113V150H112ZM117 151H118V150H117ZM212 151H213V150H212ZM257 151H258V149H257ZM14 152H15V151H14ZM27 152H28V151H27ZM27 152H26V153H27ZM34 152H35V151H34ZM40 152H41V151H40ZM42 152H43V151H42ZM63 152H64V151H63ZM67 152H68V151H67ZM119 152H120V151H119ZM122 152H123V151H122ZM215 152H216V151H215ZM20 153H21V152H20ZM22 153H23V152H22ZM24 153H25V152H24ZM68 153H69V152H68ZM88 153H91V150H90V152H88ZM92 153H93V152H92ZM94 153H95V152H94ZM199 153H200V152H199ZM43 154H44V153H43ZM63 154H64V153H63ZM65 154H66V153H65ZM65 154H64V155H65ZM72 154H73V153H72ZM206 154H207V151H206ZM210 154H212V153H210ZM257 154H259V153H257ZM25 155H26V154H25ZM73 155H74V154H73ZM76 155H77V154H76ZM111 155H112V154H111ZM114 155H115V153H114ZM121 155H122V154H121ZM124 155H125V154H124ZM202 155H203V152H202ZM8 156H9V155H8ZM27 156H28V155H27ZM33 156H34V155H33ZM68 156H69V155H68ZM91 156H93V155H91ZM203 156H204V155H203ZM210 156H211V155H210ZM217 156H218V155H217ZM217 156L215 155V157H217ZM10 157H11V156H10ZM13 157H14V156H13ZM13 157H12V158H13ZM19 157H20V156H19ZM22 157H23V156H22ZM31 157H32V155H31ZM42 157H43V156H42ZM64 157H65V156H64ZM77 157H78V155H77ZM125 157H127V156H125ZM167 157H168V156H167ZM198 157H199V156H198ZM205 157H206V156H205ZM208 157H209V156H208ZM233 157H234V156H233ZM249 157H250V156H249ZM1 158H2V157H1ZM17 158H18V157H17ZM70 158H71V157H70ZM83 158H84V157H83ZM112 158H113V157H112ZM112 158H111V160H112ZM117 158L119 159L120 157L117 156ZM199 158L201 159V157H199ZM199 158H198V160H199ZM210 158L212 159V157H210ZM210 158H209V159H210ZM235 158H236V157H235ZM235 158H233V159H235ZM259 158H261V157H259ZM8 159H9V158H8ZM10 159H11V158H10ZM45 159H46V157H45ZM64 159H65V158H64ZM75 159H76V158H75ZM79 159H80V158H79ZM114 159H115V158H113V160H114ZM214 159H215V158H214ZM217 159H218V158H217ZM219 159H220V158H219ZM249 159H250V158H249ZM25 160H26V159H25ZM113 160H112V161H113ZM128 160H129V159H128ZM215 160H216V159H215ZM256 160H257V159H256ZM256 160H255V161H256ZM260 160H261V159H260ZM260 160H259V161H260ZM41 161H42V160H41ZM43 161H44V160H43ZM59 161H60V160H59ZM59 161L57 160V162H59ZM61 161H62V160H61ZM73 161H74V160H73ZM77 161H78V159H77ZM84 161H85V160H84ZM84 161H83V162H84ZM112 161H110V162H112ZM129 161L131 162L132 160H129ZM200 161H201V160H200ZM38 162H39V161H38ZM45 162H46V161H45ZM50 162H51V161H50ZM62 162H63V161H62ZM65 162H66V161H65ZM80 162H81V161H80ZM92 162H93V161H92ZM110 162H109V163H110ZM132 162H133V161H132ZM198 162H199V161H198ZM214 162H215V161H214ZM216 162H217V161H216ZM257 162H258V161H257ZM260 162H262V161H260ZM13 163H14V162H13ZM16 163H17V161H16ZM18 163H19V162H18ZM54 163H55V162H54ZM81 163H82V162H81ZM84 163H85V162H84ZM94 163H95V162H94ZM109 163H108V164H109ZM115 163H116V162H115ZM118 163H119V162H118ZM135 163H136V162H135ZM200 163H201V162H200ZM200 163H199V164H200ZM255 163H256V162H255ZM262 163H263V162H262ZM262 163H261V164H262ZM49 164H50V163H49ZM62 164H63V163H62ZM64 164H65V163H64ZM64 164H63V165H64ZM77 164H78V163H77ZM77 164H76V165H77ZM116 164H117V163H116ZM122 164H123V163H122ZM132 164H133V163H132ZM259 164H260V163H258V165H259ZM261 164H260V165H261ZM6 165H7V164H6ZM10 165H11V164H10ZM101 165H103V164H101ZM110 165H111V164H110ZM114 165H115V164H114ZM114 165H113V166H114ZM137 165L139 166L138 163H137ZM137 165H136V167H137ZM203 165L205 166V164H203ZM210 165H211V164H210ZM212 165H213V163H212ZM223 165H224V164H223ZM58 166H59V164H58ZM77 166H79V164H78ZM124 166H126V165H124ZM142 166H143V165H142ZM142 166H141V167H142ZM263 166H264V165H263ZM2 167H3V166H2ZM13 167H14V166H13ZM22 167H23V166H22ZM27 167H28V166H27ZM53 167H54V166H53ZM65 167H66V166H65ZM80 167H81V166H80ZM83 167H84V164H83ZM83 167H82V168H83ZM85 167H86V165H85ZM92 167H94V166H92ZM95 167H96V166H95ZM139 167H140V166H139ZM139 167H137V168H139ZM146 167H148V166H146ZM200 167H202V166H200ZM211 167H212V166H211ZM211 167H210V168H211ZM213 167H215V166H213ZM258 167H260V166H258ZM61 168H63V167H61ZM66 168H67V167H66ZM77 168H78V167H77ZM103 168H104V167H103ZM103 168H101V169H103ZM117 168H119L118 170H119V172H121L120 167H117ZM126 168H128V167H126ZM144 168H145V166H144ZM153 168H154V167H153ZM205 168H206V167H205ZM260 168L262 169V166H261ZM263 168H264V167H263ZM24 169H25V168H24ZM68 169H69V168H68ZM71 169H72V168H71ZM83 169H84V168H83ZM124 169H125V168H124ZM129 169H130V168H129ZM151 169H152V168H150V171H152ZM158 169H159V168H158ZM158 169H157V170H158ZM22 170H23V169H22ZM76 170H77V169H76ZM87 170H88V169H87ZM92 170H93V169H92ZM115 170H116V169H115ZM130 170H132V169H130ZM153 170H154V169H153ZM161 170H163V169H161ZM206 170H207V168H206ZM213 170H215V169H213ZM217 170H218V169H217ZM262 170H263V169H262ZM14 171H16V170H14ZM19 171H20V170H19ZM79 171H80V170H79ZM79 171H78V172H79ZM108 171H109V170H108ZM126 171H127V170H126ZM133 171H134V169H133ZM133 171H131V172H133ZM135 171H136V170H135ZM155 171H156V169H155ZM155 171H154V172H155ZM76 172H77V171H76ZM76 172H75V174H77ZM95 172H96V171H95ZM112 172H113V171H112ZM112 172L110 171V173H112ZM124 172H125V171H124ZM128 172H130V171H128ZM131 172H130V173H131ZM158 172H159V171H156V173H158ZM212 172H213V171H212ZM5 173H6V172H5ZM9 173H10V172H9ZM13 173H14V172H13ZM25 173H26V172H25ZM68 173H69V172H68ZM71 173H72V172H71ZM81 173H82V172H81ZM81 173H79V174H81ZM93 173H94V172H93ZM113 173H114V172H113ZM143 173H144V172H143ZM166 173H167V172H166ZM214 173H215V172H214ZM14 174H15V173H14ZM19 174H20V173H19ZM27 174H28V173H27ZM83 174H84V173H83ZM98 174H99V173H98ZM116 174H117V173H116ZM125 174H126V173H125ZM125 174H124V175H125ZM127 174H128V173H127ZM132 174H133V173H132ZM134 174H135V173H134ZM146 174H147V173H146ZM150 174H151V173H150ZM161 174H162V173H161ZM185 174H186V173H185ZM39 175H40V174H39ZM77 175H78V174H77ZM81 175H82V174H81ZM119 175H120V173H119ZM119 175H118V176H119ZM130 175H131V174H130ZM130 175H129V177H130ZM135 175H136V174H135ZM164 175H165V174H164ZM209 175H210V174H209ZM263 175H264V174H263ZM4 176H5V175H4ZM12 176H13V175H12ZM50 176H51V175H50ZM79 176H80V175H79ZM85 176H86V175H85ZM104 176H105V175H104ZM111 176H113V175H111ZM118 176H117V177H118ZM121 176H122V175H121ZM147 176H149V172H148V175H147ZM150 176H151V175H150ZM154 176H155V175H154ZM158 176H159V175H158ZM166 176H167V175H166ZM244 176H246V175L244 174ZM81 177H82V176H80V178H81ZM87 177H88V175H87ZM98 177H99V176H98ZM123 177H124V176H123ZM125 177H126V176H125ZM144 177H145V176H144ZM156 177H157V176H156ZM211 177H212V176H211ZM246 177H247V176H246ZM7 178H8V177H7ZM49 178H50V177H49ZM52 178H53V177H52ZM107 178H108V177H107ZM114 178H115V177H114ZM121 178H122V177H121ZM121 178H120V179H121ZM148 178H149V177H148ZM154 178H155V177H154ZM165 178H166V177H165ZM167 178H168V177H167ZM204 178H205V177H204ZM242 178H243V176H242ZM39 179H40V178H39ZM44 179H45V178H44ZM50 179H51V178H50ZM84 179H85V178H84ZM103 179H104V178H103ZM124 179H125V178H124ZM130 179H131V177H130ZM133 179H134V178H133ZM136 179H137V178H136ZM247 179H248V178H247ZM53 180H54V179H53ZM95 180H96V179H95ZM112 180H113V179H112ZM121 180H122V179H121ZM140 180H141V179H140ZM140 180H139V181H140ZM145 180H149V179H146V178H145ZM152 180H153V179L151 178V181H152ZM155 180H156V179H155ZM158 180H159V179H158ZM206 180H207V179H206ZM43 181H44V180H43ZM93 181H94V180H93ZM107 181H108V180H107ZM116 181H117V180H116ZM116 181H113V183L116 182ZM122 181H124V180H122ZM131 181H132V180H131ZM131 181H130V182H131ZM135 181H136V180H135ZM212 181H213V180H212ZM228 181H229V180H228ZM20 182H21V180H20ZM41 182H42V181H41ZM73 182H74V181H73ZM95 182H96V181H95ZM110 182H111V181H110ZM133 182H134V181H133ZM133 182H132V183H133ZM156 182H157V181H156ZM159 182H160V181H159ZM177 182H178V181H177ZM177 182H175V183H177ZM43 183H44V182H43ZM107 183H108V182H107ZM117 183H118V182H117ZM120 183H121V182H120ZM144 183H145V182H144ZM151 183H152V182H151ZM154 183H155V182H154ZM157 183H158V182H157ZM157 183H156V184H157ZM160 183L162 184V182H160ZM171 183L173 184V182H171ZM229 183H230V182H229ZM261 183H262V182H261ZM261 183H260V184H261ZM29 184H30V183H29ZM35 184H36V183H35ZM54 184H55V183H54ZM92 184H93V183H92ZM94 184H95V183H94ZM96 184H97V183H96ZM115 184H116V183H115ZM118 184H119V183H118ZM118 184H117V185H118ZM123 184H124V183H123ZM137 184H138V181H137ZM179 184H180V183H179ZM183 184H184V183H183ZM21 185H22V183H21ZM21 185H20V186H21ZM44 185H45V184H44ZM101 185H102V184H101ZM103 185H104V183H103ZM107 185H109V184H106L105 187H106ZM134 185H135V184H134ZM145 185H146V184H145ZM149 185H150V184H149ZM167 185H168V184H167ZM194 185H195V184H194ZM251 185H252V184H251ZM22 186H23V185H22ZM36 186H37V185H36ZM42 186H43V185H42ZM93 186H94V185H93ZM124 186H125V185H124ZM139 186H140V183H139ZM141 186H142V185H141ZM146 186H147V185H146ZM156 186H157V185H156ZM162 186H163V184H162ZM162 186H161V188H162ZM168 186H169V185H168ZM172 186H173V188H174L176 185H172ZM180 186H181V185H180ZM253 186H254V184H253ZM253 186H252V187H253ZM45 187H46V186H45ZM53 187H54V186H53ZM111 187H112V186H111ZM119 187H120V186H119ZM135 187H138V186H135ZM143 187H144V186H143ZM216 187H217V186H216ZM227 187H228V186H227ZM19 188H20V187H19ZM56 188H57V187H56ZM63 188H64V186H63ZM69 188H71V187H69ZM114 188H116V187H114ZM141 188H142V187H141ZM149 188H150V187H149ZM163 188H164V187H163ZM167 188H169V187H166V191H167ZM178 188H179V187H178ZM205 188H206V187H205ZM222 188H223V187H222ZM222 188H221V189H222ZM228 188H229V187H228ZM253 188H254V187H253ZM22 189H23V187H22ZM22 189H21V191L23 192ZM24 189H26V188H24ZM48 189H50V188H48ZM48 189H47V190H48ZM94 189H95V187H94ZM104 189H105V188H104ZM104 189H103V191H104ZM110 189H111V188H110ZM121 189H122V188H121ZM164 189H165V188H164ZM175 189L177 190V187H175ZM182 189H183V188H182ZM30 190H31V189H30ZM96 190H97V189H96ZM96 190H95V191H96ZM105 190H107V188H106ZM111 190H112V189H111ZM115 190H116V189H115ZM115 190H113V191H115ZM142 190H143V188H142ZM142 190H141V191H142ZM208 190H209V189H208ZM0 191H1V190H0ZM35 191H36V190H35ZM41 191H42V190H41ZM50 191H51V190H50ZM60 191H62V190H60ZM95 191H94V192H95ZM109 191H110V190H109ZM109 191H107V192H109ZM162 191H163V190H162ZM166 191H165V196H164V197H166ZM168 191H169V190H168ZM168 191H167V193H168ZM171 191H172V190H171ZM220 191H221V190H220ZM4 192H5V191H4ZM11 192H12V191H11ZM18 192H19V191H18ZM51 192H52V191H51ZM51 192H50V193H51ZM68 192H69V191H68ZM107 192H106V193H107ZM133 192H134V191H133ZM148 192H149V191H148ZM148 192H147V193H148ZM169 192H170V191H169ZM233 192H234V190H233ZM235 192H236V191H235ZM235 192H234V193H235ZM260 192H261V194L264 195V191H263V190H261ZM5 193H6V192H5ZM32 193H33V192H32ZM57 193H58V192H57ZM112 193H113V192H112ZM143 193H144V192H143ZM143 193H141V194H143ZM154 193H155V192H154ZM219 193H220V192H219ZM12 194H14V193H12ZM35 194H37V192H36ZM43 194H44V193H43ZM58 194H59V193H58ZM68 194H69V193H68ZM91 194H92V193H91ZM101 194H102V193H101ZM103 194H105V193L103 192ZM110 194H111V191H110ZM131 194H132V193H131ZM162 194H163V193H162ZM162 194H160V195H162ZM169 194H170V193H169ZM172 194H173V193H172ZM177 194H178V193H177ZM195 194H196V193H195ZM235 194H237V192H236ZM238 194L240 195V194H241V191H240V193H238ZM19 195H20V194H19ZM31 195H32V194H31ZM39 195H40V194H39ZM46 195H47V194H46ZM51 195H52V194H51ZM60 195H61V194H60ZM65 195H66V194H65ZM71 195H72V194H71ZM73 195H74V194H73ZM85 195H86V194H85ZM114 195H115V194H114ZM126 195H127V194H126ZM136 195H139V194H136ZM144 195H145V193H144ZM149 195H150V194H149ZM175 195H176V193H175ZM189 195H190V194H189ZM189 195H188V196H189ZM243 195H244V194H243ZM243 195H242V196H243ZM259 195H260V194H259ZM42 196H43V195H42ZM53 196H54V195H53ZM53 196H52V197H53ZM69 196H70V195H69ZM81 196H82V195H81ZM81 196H80V197H81ZM83 196H84V194H83ZM103 196H104V195H103ZM105 196H107V195H105ZM111 196H112V194H111ZM141 196H142V195H141ZM170 196H172V195H170ZM173 196H174V194H173ZM178 196H180V198H181V195H178ZM190 196H191V195H190ZM237 196H238V195H236V197H237ZM4 197H5V196H4ZM20 197H21V196H20ZM20 197H19V198H20ZM30 197H31V196H30ZM46 197H47V196H46ZM50 197H51V196H50ZM72 197H73V196H72ZM76 197H77V196H76ZM85 197H87V196H85ZM91 197H92V196H91ZM95 197H96V196H94V198H95ZM108 197H109V195H108ZM132 197H133V196H132ZM137 197H138V196H137ZM139 197H140V196H139ZM148 197H149V196H148ZM148 197H147V198H148ZM164 197H163V199H164ZM236 197H234V198H236ZM238 197H239V196H238ZM245 197H246V196H245ZM263 197H264V196H263ZM5 198H6V197H5ZM53 198H54V197H53ZM97 198H98L97 200L99 201V200H100V199H99L100 197H97ZM133 198H134V197H133ZM144 198H145V197H144ZM150 198H152V197H150ZM154 198H157V197H154ZM178 198H179V197H178ZM209 198H210V197H209ZM239 198H240V197H239ZM37 199H38V198H37ZM54 199H55V198H54ZM67 199H68V198H67ZM69 199H70V198H69ZM89 199H90V198H89ZM124 199H125V198H124ZM126 199H127V198H126ZM160 199H161V198H160ZM181 199H182V198H181ZM187 199H188V198H187ZM187 199H186V200H187ZM189 199H190V198H189ZM205 199H206V198H205ZM250 199H251V198H250ZM9 200H10V199H9ZM13 200H14V199H13ZM19 200H20V199H19ZM97 200H96V201H97ZM109 200H110V198H109ZM127 200H128V199H127ZM130 200H133V199H130ZM154 200H155V199H154ZM154 200H153V202H154ZM161 200H162V199H161ZM176 200H177V196H176ZM237 200H239V199H237ZM246 200H249V199H246ZM82 201H83V200H82ZM125 201H126V200H125ZM148 201H149V199H148ZM167 201H168V200H167ZM178 201H179V200H178ZM201 201H202V200H201ZM235 201H236V200H235ZM239 201H241V200H239ZM239 201H238V202H239ZM7 202H8V201H7ZM101 202H102V201H101ZM122 202H123V201H122ZM128 202H129V201H128ZM131 202H132V201H131ZM137 202H138V201H137ZM164 202H165V201H164ZM164 202H163V203H164ZM202 202H203V201H202ZM229 202H230V201H229ZM232 202H233V201H232ZM236 202H237V201H236ZM241 202H242V201H241ZM250 202H251V201H250ZM253 202H254V201H253ZM23 203H24V202H23ZM42 203H43V202H42ZM51 203H53V202H51ZM82 203H83V202H82ZM88 203H90V202H88ZM105 203H106V202H105ZM111 203H112V202H111ZM132 203H133V202H132ZM134 203H135V202H134ZM138 203H139V202H138ZM172 203H173V202H172ZM181 203H182V202H181ZM184 203H185V201H184ZM184 203H183V204H184ZM204 203H205V202H204ZM207 203H208V202H207ZM5 204H6V203H5ZM10 204H11V203H10ZM27 204H28V203H27ZM45 204H46V203H45ZM99 204H100V203H99ZM99 204L97 203V205H99ZM106 204H109V203H106ZM124 204H125V203H124ZM144 204H145V203H144ZM146 204H147V203H146ZM153 204H154V203H153ZM173 204H175V203H173ZM183 204H182V205H183ZM205 204H206V203H205ZM241 204H242V203H241ZM52 205L54 206V204H52ZM55 205H56V204H55ZM76 205H77V204H76ZM111 205H112V204H111ZM116 205H117V204H116ZM121 205H123V204H121ZM125 205H126V204H125ZM128 205H129V204H128ZM128 205H127V206H128ZM156 205H157V203H156ZM203 205H204V204H203ZM243 205H244V203H243ZM34 206H35V205H34ZM45 206H46V205H45ZM50 206H51V205H50ZM79 206H80V205H79ZM79 206H78V207H79ZM82 206H83V205H82ZM107 206H108V205H107ZM136 206H137V205H136ZM152 206H153V205H152ZM152 206H151V207H152ZM204 206H206V205H204ZM214 206H215V205H214ZM32 207H33V206H32ZM54 207H55V206H54ZM56 207H57V206H56ZM60 207H61V206H60ZM76 207H77V206H76ZM110 207H111V206H110ZM128 207H129V206H128ZM141 207H142V206H141ZM148 207H149V205H148ZM154 207H155V206H154ZM160 207H161V206H160ZM173 207H174V206H173ZM176 207H177V206H176ZM192 207H193V206H192ZM201 207H202V206H201ZM211 207H213V206H211ZM242 207H244V206H242ZM5 208H6V207H5ZM5 208H4V209H5ZM52 208H53V207H52ZM99 208H100V207H99ZM124 208H125V207H124ZM136 208H138V207H136ZM144 208H145V207H144ZM152 208H153V207H152ZM152 208H151V209H152ZM158 208H159V207H158ZM167 208H168V207H167ZM167 208H166V209H167ZM171 208H172V207H171ZM174 208H175V207H174ZM177 208H179V205H178ZM205 208H206V207H205ZM24 209H25V208H24ZM59 209H60V208H59ZM73 209H76V208H73ZM77 209H78V208H77ZM80 209H81V208H80ZM88 209H89V208H88ZM92 209H93V208H92ZM101 209H102V208H101ZM108 209H109V208H108ZM110 209H112V208H110ZM125 209H126V208H125ZM127 209H128V208H127ZM134 209H135V208H134ZM156 209H157V207H156ZM166 209H165V210H166ZM195 209H196V208H195ZM209 209H210V208L208 207L207 210H209ZM211 209H212V208H211ZM211 209H210V210H211ZM214 209H215V208H214ZM8 210H9V209H8ZM33 210H34V209H33ZM57 210H58V208H57ZM82 210H84V209H82ZM86 210H87V209H86ZM99 210H100V209H99ZM106 210H107V209H106ZM112 210H113V209H112ZM115 210H116V209L114 208V211H115ZM119 210H121V209H119ZM129 210H130V209H129ZM129 210H128V212H129ZM149 210H150V209H149ZM171 210H172V209H171ZM176 210H177V209H176ZM197 210H198V209H197ZM97 211H98V210H97ZM123 211H124V210H123ZM131 211H132V210H131ZM140 211H141V210H140ZM159 211H160V210H159ZM159 211H158V213H159ZM173 211H174V210H173ZM177 211H178V210H177ZM191 211H193V210H191ZM195 211H196V210H195ZM200 211H201V210H200ZM68 212H70V211H68ZM108 212H109V210H108ZM143 212H144V211H143ZM153 212H154V209H153ZM153 212H151V213H153ZM160 212H162V211H160ZM196 212H197V211H196ZM198 212H199V210H198ZM201 212H203V208H202V211H201ZM212 212H214L213 209H212ZM12 213H13V212H12ZM33 213H34V212H33ZM50 213H51V212H50ZM50 213H49V215H50ZM75 213H77V212H75ZM86 213H87V212H86ZM118 213H119V212H118ZM122 213H123V212H122ZM144 213H145V212H144ZM147 213H148V212H147ZM158 213H157V214H158ZM162 213H163V212H162ZM165 213H166V212H164V214H165ZM173 213H174V212H173ZM176 213H177V212H176ZM203 213H206V212H203ZM215 213H216V212H215ZM219 213H220V212H219ZM46 214H47V213H46ZM164 214H163V216H164ZM166 214H167V213H166ZM201 214H202V213H201ZM210 214H211V213H210ZM212 214H214V213H212ZM216 214H217V213H216ZM229 214H230V213H229ZM31 215H32V214H31ZM106 215H107V214H106ZM115 215H116V214H115ZM130 215H131V214H130ZM139 215H140V214H139ZM146 215H147V214H146ZM154 215H155V213H154ZM177 215H178V214H177ZM177 215H175V216H177ZM181 215H182V214H181ZM214 215H215V214H214ZM217 215L219 216V214H217ZM240 215H241V214H240ZM244 215H245V214H244ZM247 215H248V214H247ZM34 216H35V215H34ZM39 216H40V215H39ZM44 216H45V215H44ZM74 216H75V215H74ZM78 216H80L79 213H78ZM93 216H94V215H93ZM118 216H119V215H118ZM122 216H123V215H122ZM148 216H149V215H148ZM150 216H151V215H150ZM152 216H153V215H152ZM169 216H170V215H168V217H169ZM171 216H172V214H171ZM171 216H170V217H171ZM182 216H183V215H182ZM202 216H203V215H202ZM202 216H200V217H202ZM208 216H209V215H208ZM220 216H221V215H220ZM114 217H115V216H114ZM130 217H131V216H130ZM173 217H174V215H173ZM221 217H223V216H221ZM22 218H23V216H22ZM24 218H25V217H24ZM43 218H44V217H43ZM68 218H69V217H68ZM70 218H71V217H70ZM87 218H88V217H87ZM104 218H105V217H104ZM123 218H124V217H123ZM123 218H122V219H123ZM176 218H177V217H176ZM176 218H174V219H176ZM192 218H193V216H192ZM196 218H197V217H196ZM198 218H199V217H198ZM203 218H204V217H203ZM205 218H207V217L205 216ZM211 218H212V216H211ZM211 218H210V219H211ZM125 219H126V218H125ZM142 219H143V218H142ZM147 219H148V218H147ZM171 219H172V217H171ZM200 219H201V218H200ZM210 219H208V220L210 221ZM11 220H12V219H11ZM81 220H82V219H81ZM91 220H93V219H91ZM137 220H138V219H137ZM137 220H136V221H137ZM164 220H165V219H164ZM166 220H167V219H166ZM206 220H207V219H206ZM206 220H205V221H206ZM215 220H216V219H215ZM221 220H222V219H221ZM223 220H224V219H223ZM223 220H222V222H223ZM38 221H39V220H38ZM56 221H57V220H56ZM58 221H59V220H58ZM68 221H69V220H68ZM98 221H99V220H98ZM106 221H107V220H106ZM118 221H120V220H118ZM139 221H140V220H139ZM142 221H143V220H142ZM145 221H146V220H145ZM205 221H204V223H205ZM226 221H227V220H226ZM18 222H22V221H18ZM31 222H32V221H31ZM60 222H61V221H60ZM76 222H77V221H76ZM89 222H90V221H89ZM110 222L112 223V220H111ZM110 222H109V224H110ZM121 222L123 223V220H122ZM171 222H173V220H172ZM220 222H221V221H220ZM222 222H221V223H222ZM230 222H231V221H230ZM41 223H42V222H41ZM56 223H58V222H56ZM61 223H62V222H61ZM71 223H72V222H71ZM85 223H86V221H85ZM90 223H91V222H90ZM92 223H93V222H92ZM106 223H107V222H106ZM176 223H177V222H176ZM206 223L208 224L209 222H206ZM215 223H216V222H215ZM82 224H83V223H82ZM82 224H81V225H82ZM94 224H95V223H94ZM129 224H131V223H129ZM129 224H128V225H129ZM148 224H149V223H148ZM170 224H172V223H169V225H170ZM219 224H220V223H219ZM227 224H228V223H227ZM78 225H79V224H78ZM78 225H77V226H78ZM81 225H80V226H81ZM86 225H89V224H86ZM96 225H97V224H96ZM106 225H107V224H106ZM134 225H135V222H134ZM167 225H168V224H167ZM216 225H218V223H217ZM74 226H75V225H74ZM93 226H94V225H93ZM114 226H115V225H114ZM154 226H155V225H154ZM154 226H153V227H154ZM172 226H173V225H172ZM186 226H187V225H186ZM229 226H230V225H229ZM54 227H55V226H54ZM132 227H133V226H132ZM137 227H138V226H137ZM151 227H152V225H151ZM158 227H159V226H158ZM182 227H183V226H182ZM210 227H211V226H210ZM226 227H227V226H226ZM11 228H12V227H11ZM30 228H31V227H30ZM50 228H51V227H50ZM76 228H77V227H76ZM96 228H97V227H96ZM154 228H156V227H154ZM168 228H169V227H168ZM180 228H181V227H180ZM228 228H229V227H228ZM0 229H1V228H0ZM111 229H112V227H111ZM138 229H139V228H138ZM7 230H8V229H7ZM7 230H6V231H7ZM77 230H78V228H77ZM96 230H97V229H96ZM102 230H103V229H102ZM127 230L129 231V230H131V229H127ZM135 230H136V229H135ZM152 230H153V229H152ZM180 230H181V229H180ZM184 230H185V229H184ZM213 230H214V229H213ZM231 230H233V228H232ZM2 231H3V230H2ZM28 231H30V230H28ZM85 231H86V230H85ZM85 231H84V232H85ZM155 231H156V230H155ZM170 231H172V230H170ZM170 231H169V232H170ZM220 231H221V230H220ZM258 231H259V230H258ZM261 231H262V230H261ZM34 232H35V231H34ZM34 232H33V234H34ZM78 232H79V231H78ZM88 232H89V231H88ZM91 232H93V231H91ZM100 232H101V231H100ZM103 232H104V231H103ZM106 232H107V231H106ZM109 232H110V231H109ZM109 232H107V233H109ZM125 232H126V231H125ZM131 232H132V231H131ZM135 232H136V231H135ZM137 232H138V231H137ZM143 232H144V231H143ZM201 232H202V231H201ZM213 232H214V231H213ZM227 232H230V231L227 230ZM236 232H237V231H236ZM236 232H235V233H236ZM248 232H249V231H248ZM248 232H247V233H248ZM256 232H257V231H256ZM263 232H264V231H263ZM12 233H13V232H12ZM116 233H117V232H116ZM116 233H115V235H116ZM156 233H157V232H156ZM158 233H159V232H158ZM171 233H172V232H171ZM210 233H212V232L210 231ZM216 233H217V232H216ZM218 233H221V232H218ZM244 233H245V232H244ZM244 233H243V234H244ZM13 234H14V233H13ZM13 234H12V235H13ZM80 234H81V233H80ZM82 234H83V233H82ZM87 234H89V233H87ZM102 234H103V233H102ZM104 234H105V232H104ZM120 234H121V233H120ZM136 234H137V233H136ZM140 234H141V233H140ZM178 234H179V233H178ZM183 234H184V233H183ZM190 234H191V233H190ZM200 234H201V233H200ZM228 234H229V233H228ZM228 234H226V235H228ZM245 234H246V233H245ZM0 235H1V234H0ZM12 235H11V236H12ZM16 235H17V234H16ZM30 235H32V234H30ZM70 235H71V234H70ZM72 235H73V234H72ZM123 235H125V234H123ZM123 235H122V237H123ZM138 235H139V233H138ZM166 235L168 236V234H166ZM251 235H252V234H251ZM261 235H262V234H261ZM22 236H23V235H22ZM86 236H87V235H86ZM102 236H103V235H102ZM106 236H107V235H106ZM120 236H121V235H120ZM127 236H128V235H127ZM142 236H144V235H142ZM181 236H182V234H181ZM189 236H190V235H189ZM248 236H250V235H248ZM253 236H254V235H253ZM258 236H259V235H258ZM263 236H264V235H263ZM263 236H261V238H262ZM17 237H18V236H17ZM72 237H73V236H72ZM93 237H94V236H93ZM107 237H108V236H107ZM173 237H174V236H173ZM178 237H179V236H178ZM190 237H191V236H190ZM223 237H224V236H223ZM229 237H230V236H229ZM4 238H5V237H4ZM13 238H14V237H13ZM120 238H121V237H120ZM139 238H140V237H139ZM139 238H138V239H139ZM168 238H170V237L168 236ZM168 238H167V239H168ZM208 238H209V237H208ZM221 238H222V237H221ZM251 238H252V236H251ZM259 238H260V236H259ZM261 238H260V240H261ZM263 238H264V237H263ZM10 239H11V238H10ZM117 239L120 240L119 238H117ZM133 239H134V238H133ZM140 239H141V238H140ZM176 239H177V238H176ZM183 239H184V238H183ZM224 239H225V238H224ZM252 239H253V238H252ZM257 239H258V238H257ZM3 240H4V239H3ZM38 240H39V239H38ZM48 240H49V242H50V239H48ZM52 240H53V239H52ZM52 240H51V241H52ZM57 240H58V239H57ZM60 240H61V239H60ZM96 240H97V239H96ZM111 240H112V239H111ZM113 240H114V239H113ZM124 240H125V239H124ZM165 240H166V239H165ZM165 240H164V241H165ZM186 240H187V239H186ZM196 240H197V239H196ZM199 240H200V239H199ZM258 240H259V239H258ZM107 241H108V240H107ZM116 241H117V240H116ZM173 241H174V240H173ZM180 241H182V240H180ZM189 241H190V239H189ZM201 241H202V240H201ZM211 241H212V240H211ZM216 241H218V240H216ZM248 241H249V240H248ZM261 241H262V240H261ZM263 241H264V240H263ZM263 241H262V242H263ZM103 242H105V241L103 240ZM203 242H204V241H203ZM229 242H230V241H229ZM259 242H260V241H259ZM259 242H258V243H259ZM12 243H13V242H12ZM52 243H53V242H52ZM63 243H64V242H63ZM79 243H80V242H78V244H79ZM128 243H130V242H128ZM133 243H134V242H133ZM136 243H137V242H136ZM148 243H149V242H148ZM152 243H153V242H152ZM209 243H211V242L209 241ZM212 243H213V241H212ZM41 244H42V243H41ZM44 244H45V243H44ZM130 244H131V243H130ZM149 244H150V243H149ZM201 244H202V243H201ZM204 244H205V243H204ZM207 244H208V243H207ZM223 244H224V243H223ZM0 245H1V244H0ZM37 245H38V244H37ZM45 245H46V244H45ZM48 245H49V244H48ZM61 245H62V244H61ZM64 245H65V244H64ZM70 245H71V244H70ZM114 245H115V244H114ZM151 245H152V244H151ZM216 245H217V244H216ZM251 245H252V243H251ZM251 245H250L248 248L252 247ZM3 246H4V245H3ZM7 246H8V245H7ZM17 246H20V242H19V245H17ZM53 246H54V244H53ZM55 246H56V245H55ZM55 246H54V248H55ZM102 246H103V245H102ZM102 246H101V247H102ZM109 246H110V245H109ZM146 246H147V245H146ZM155 246H156V245H155ZM172 246H173V245H172ZM203 246H204V245H203ZM203 246H202V247H203ZM211 246H212V245H211ZM214 246H215V245H214ZM236 246H237V245H236ZM46 247H47V246H46ZM49 247H50V246H49ZM63 247H64V246H63ZM141 247H142V246H141ZM166 247H167V246H166ZM180 247H181V246H180ZM206 247H207V246H206ZM215 247H216V246H215ZM217 247H218V245H217ZM223 247H224V246H223ZM37 248H38V247H37ZM50 248H51V247H50ZM59 248H60V247H59ZM145 248H146V247H145ZM152 248H153V247H152ZM208 248H209V246H208ZM220 248H221V246H220ZM237 248H238V247H237ZM242 248H243V247H242ZM253 248H254V247H253ZM258 248H259V247H258ZM258 248L256 247V249H258ZM28 249H30V248H28ZM34 249H36V248H34ZM46 249H47V248H46ZM102 249H104V248H102ZM130 249H131V248H130ZM147 249H149V248L147 247ZM147 249H146V250H147ZM209 249H210V248H209ZM223 249H224V248H223ZM228 249H229V248H228ZM260 249H261V245H260ZM16 250H17V249H16ZM108 250H109V249H108ZM108 250H107V251H108ZM142 250H143V249H142ZM142 250H141V251H142ZM214 250H215V249H214ZM248 250H249V249H248ZM262 250H263V248H262ZM5 251H6V250H5ZM41 251H42V250H41ZM95 251H96V250H95ZM111 251H112V250H111ZM111 251H110V252H111ZM141 251H140V252H141ZM215 251H216V250H215ZM215 251H214V252H215ZM224 251H225V250H224ZM2 252H3V251H2ZM7 252H8V251H7ZM11 252H13V251H11ZM16 252H17V251H16ZM24 252H25V251H24ZM138 252H139V251H138ZM153 252H154V251H153ZM171 252H172V251H171ZM212 252H213V249H212ZM222 252H223V250H222ZM236 252H237V251H236ZM238 252H240V251H238ZM248 252L252 254L251 251H248ZM260 252H261V251H260ZM260 252H257V253L259 254ZM262 252H263V251H262ZM42 253H43V252H42ZM49 253H50V251H49ZM59 253H60V252H59ZM65 253H66V252H65ZM95 253L97 254V252H95ZM108 253H109V252H108ZM136 253H137V251H136ZM148 253H150V252H148ZM148 253H146V254H148ZM167 253H168V252H167ZM209 253H210V252H209ZM219 253H220V252H219ZM223 253H224V252H223ZM231 253H232V252H231ZM6 254H7V253H6ZM8 254H10V253H8ZM16 254H17V253H16ZM44 254H45V253H44ZM70 254H71V253H70ZM93 254H94V253H93ZM173 254H174V253H173ZM215 254H216V253H215ZM229 254H230V253H229ZM238 254H239V253H238ZM262 254H263V253H262ZM262 254H261V255H262ZM2 255H3V254H2ZM62 255H63V254H62ZM74 255H75V254H74ZM74 255H73V256H74ZM90 255H91V254H90ZM140 255H141V254H140ZM144 255H145V254H144ZM204 255H205V254H204ZM211 255H212V253H211ZM224 255H226V254H224ZM240 255H241V254H240ZM7 256H8V255H7ZM20 256H21V255H20ZM27 256H28V255H27ZM59 256H60V255H59ZM82 256H83V255H82ZM216 256H217V255H216ZM218 256H219V254H218ZM229 256H230V255H229ZM253 256H254V255H253ZM256 256H257V255H256ZM2 257H3V256H2ZM28 257H29V256H28ZM30 257H31V256H30ZM46 257H50V256L48 255V256H46ZM65 257H66V255H65ZM79 257H80V256H79ZM89 257H90V256H89ZM126 257H127V256H126ZM142 257H143V256H142ZM208 257H210V256H208ZM259 257H260V254H259ZM24 258H25V257H24ZM63 258H64V256H63ZM90 258H91V257H90ZM145 258H148V257H145ZM155 258H156V257H155ZM210 258H211V257H210ZM245 258H247V257H245ZM12 259H13V258H12ZM59 259H61V258H59ZM135 259H136V258H135ZM140 259H141V258H140ZM143 259H144V258H143ZM160 259H161V258H160ZM164 259H165V258H164ZM167 259H168V258H167ZM217 259H218V258H217ZM224 259H225V257H224ZM228 259H229V258H228ZM243 259H244V258H243ZM256 259H257V258H256ZM256 259H255V260H256ZM23 260H24V259H23ZM129 260H130V259H129ZM129 260H128V261H129ZM132 260H133V259H132ZM138 260H139V259H138ZM175 260H176V258H175ZM214 260H215V259H214ZM225 260H226V259H225ZM248 260H249V258H248ZM5 261H6V260H5ZM27 261H28V260H27ZM65 261H66V260H65ZM106 261H107V259H106ZM145 261H146V260H144V263H145ZM182 261H183V259H182ZM206 261H207V260H206ZM212 261H213V260H212ZM216 261H217V260H216ZM244 261H245V260H244ZM257 261H258V260H257ZM257 261H256V262H257ZM58 262H59V261H58ZM98 262H99V261H98ZM100 262H101V261H100ZM137 262H138V261H137ZM137 262H136V263H137ZM158 262H159V261H158ZM158 262H157V263H158ZM234 262H235V260H234ZM253 262H254V261H253ZM259 262H260V261H259ZM259 262H258V263H259ZM0 263H1V262H0ZM69 263H70V261H69ZM140 263H141V262H139V264H140ZM212 263H213V262H212ZM220 263H221V262H220ZM224 263H225V262H224ZM242 263H243V262H242ZM1 264H2V263H1ZM86 264H87V263H86ZM107 264H109V263H107ZM128 264H129V263H128ZM169 264H170V263H169ZM180 264H181V263H180Z\"/></svg>",
  "mask_w": 264,
  "mask_h": 264
}]
</instances>
